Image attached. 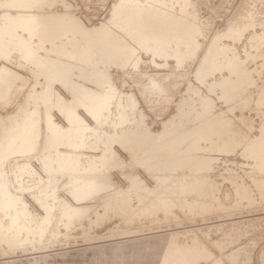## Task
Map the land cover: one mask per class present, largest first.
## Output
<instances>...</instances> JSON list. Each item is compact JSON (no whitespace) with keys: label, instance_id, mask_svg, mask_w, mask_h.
Masks as SVG:
<instances>
[{"label":"rangeland","instance_id":"1","mask_svg":"<svg viewBox=\"0 0 264 264\" xmlns=\"http://www.w3.org/2000/svg\"><path fill=\"white\" fill-rule=\"evenodd\" d=\"M14 1V2H13ZM18 0H11L10 2H9V0H0V17L1 16H3V13H4V16L2 17V18H0V20H1V22H0V33H1V28H2V30H3V28L5 29L7 26H9V25H12V27H15V28H17V29H23L24 31H25V37L28 35L29 36V32L27 31L28 30V28L26 27V26H23L22 25V27L20 26V25H18V24H20V23H22L21 21H23V19H22V16H18L17 14H19L20 15V13L21 14H24V13H53V12H56V13H60V14H62V15H64L65 13V15H64V19L66 20V19H68L69 17H71L72 19H71V21H69L70 19H68V20H66V22H68L67 23V25H65L66 26V28L68 27L69 29H72L73 27V31H76L77 33L76 34H81V33H85L87 30V33H89V34H93V33H99V34H105V33H107L108 35H109V32H110V42H112V43H110L109 41L107 42L111 47H109V45L107 44L106 45V48L104 47V50L105 51H108V53L106 52V54H104L103 56L101 55H99V57H98V60H97V58H95L96 60L94 61V60H88V62H86L85 60H83V58L84 59H87V58H89L90 57V54L87 52V51H85V53L83 52V55L85 56V57H83L82 55H80V54H77V53H75V52H72L73 53V55L71 54H69L68 56L69 57H67L68 58V60L70 61V62H74V64L77 66V68H75L76 70H75V74L77 75V76H75L74 78H73V82H75L76 83V81H77V85H85V87H87L89 90L92 88V90H98V92H99V94L100 95H97V98H94V97H89L88 96V98H82L81 99V97L79 98V96L77 97V99H81V100H87L88 99V104H87V101H84V103H82L81 102V100H80V102H81V106H79L80 108H78V110H79V112L83 115V117H85V119H86V125H90V128H85L84 126H86L85 124H83V126L82 125H80V126H82V127H80V129L78 128L77 129V131L74 133V135L77 137H75V136H73V139L72 140H74V141H72V140H70V137H69V135H70V125L68 124L69 122H66L65 121V119H63L64 118V116L62 117V115L63 114H61L62 113V109H61V107L59 106V105H54V108H53V112H54V119H55V121L56 122H58L60 125H62V127H63V129H62V134H65V135H63L64 137H63V139H62V145H60L59 146V144H57V145H55L56 146V149H55V146H50V147H45V145H43V144H45V143H43V141H44V138H45V129L43 128V129H41L42 131V136H41V139H39V141H38V143L36 144V147H34V148H36V152L34 153V151H35V149L31 152V150H32V148L30 149V148H28V146L27 145H19V146H17L15 149L16 150H18L19 148H21V147H23V148H21V149H19L22 153H25V154H27V156L26 155H24L25 156V158H24V156L22 155V153L18 150L17 151V153H15V156L13 155L14 153H12L13 152V147L11 146V143H13V142H16V141H18V138H19V140L21 139V130H18V129H15V130H17V132L16 131H14L15 132V134L12 132V134L10 135V137L8 138V139H4V140H2L1 142H0V155L2 156V153H3V158L5 159H3L1 156H0V159L2 158V160H3V163L1 164L0 163V177H1V179H2V182H4L3 180L6 178V180H5V182H7L8 180V182L6 183V184H9L8 185V188H9V192L10 193H13V195L16 197V199L17 198H19V197H21V199L19 198V199H17V200H19L18 202L20 203L19 205L20 206H24V207H27L28 208V210H29V212H30V214H33V215H37V217L38 218H41V219H43V217H45L46 215L45 214H47L46 212H45V209L47 208V207H49V206H55V204H56V206H55V208L51 211V214L54 216V221H53V219H52V221H51V223L49 224V226H48V231H46L43 235L44 236H42V235H39V233H37V232H35L34 234L33 233H31V235H30V232H25V233H23V234H21L19 231H17V229H15V230H13V229H9V226H8V228L7 227H5L6 228V230L9 232H7L6 234H7V237L6 236H4L5 234V229L3 230V226H5V224H4V222H8L9 221V219L7 218V215H8V213L6 214L5 212H4V208L3 207H0V211H2V212H0V215L2 216H0V219L1 220H4V222H3V224L4 225H2V228H0V235H1V233H2V237L0 236V264H9L10 262V264H29V263H27V262H30V264H34V262H35V264L37 263H39V264H44L45 262H47V263H45V264H72V262L73 263H76L77 262V264H86L87 262H89V264H91V263H93V264H97L98 262H100L101 260H99L98 262H90V260H91V257H93V249H90L89 247H91V248H93V246L96 244L97 246L99 245V246H101V244H112L113 242L115 243V242H126V241H132V240H134V239H138L140 236V238L139 239H142V240H145V238L146 237H149V239L148 238H146V239H148V240H150V238L151 237H153L154 236V234H155V236H161V237H165V239H167V241L168 240H177L178 242H175V243H177L178 245L179 244H181V243H183V242H186V244H181V245H177L176 246V248H175V252L173 251V253H174V255H176V256H174L173 255V253H172V255H170L169 257H166V263H165V261H164V259H162L163 260V262H162V260L159 262H157V264L158 263H161V264H170V263H173V264H181V263H186V264H264V169H261V167H263L264 168V161H263V158H264V155H263V151H264V149H261L262 147L264 148V134H263V132H264V126H262V125H264V123H263V121H264V0H182L181 1V3H180V0H179V4L177 3L178 1H176V3L177 4H175L174 2H175V0H173V1H169V0H149L148 2H147V0L145 1V0H140V2H138L139 0H134V1H136V5H135V2L133 1V0H128V1H126V0H29V1H27V0H23L24 1V3L22 2V0H19L18 2H17ZM25 1L27 2V3H25ZM57 1V2H56ZM65 1V2H64ZM121 1H122V4H124V5H122V8H121ZM129 1H131V2H129ZM143 1H144V3H143ZM151 1V2H150ZM152 1L154 2L153 4H155L156 5V8H157V10H158V6H159V10H158V14L154 17L155 19H156V22H157V18L159 19L158 21V23L157 24H159L158 25V31H153V33H154V35H153V33L152 34H150L151 32H152V30L150 31V29L148 30V28H147V22L144 20L145 18H144V15H143V12H144V8L143 7H145L146 5H148L149 3H152ZM156 1V2H155ZM158 1V2H157ZM165 1L168 3V5H166V3H165ZM169 1V2H168ZM186 2V7L187 8H184V5H183V7H181L182 6V2ZM187 1H189V3H192V4H190V5H188V2ZM252 1H254V2H252ZM7 2V3H6ZM12 2V3H11ZM16 2V3H15ZM37 2V3H36ZM147 2V3H146ZM162 2V3H161ZM165 4H164V3ZM9 3V4H8ZM14 3V4H13ZM22 3V4H21ZM116 3V4H115ZM117 3H120V4H117ZM128 3H129V5L131 4L133 7H135V6H137V4H138V8L136 9V8H131V5H130V10H131V13H134L133 15H132V18H134L133 20H134V22L136 23V21H137V23H138V21H139V23L137 24V25H140V26H142V27H140V28H137V29H135V30H139L138 32H134V30H130V28H129V30H128V22L129 21H127L128 19H125V18H123L124 16L122 15V17H119V16H121V14H122V11H121V9L123 10V7L127 10V9H129V7L127 8V6H129L128 5ZM141 5H140V4ZM143 3V4H142ZM156 3H158V4H156ZM252 3V4H251ZM17 4V5H16ZM19 4H21V5H19ZM32 4V5H31ZM134 4V5H133ZM164 4V5H163ZM197 4V5H196ZM243 4V5H242ZM244 4H246V5H244ZM5 5V6H4ZM8 5V6H7ZM11 5H15L14 7L13 6H11ZM20 7H19V6ZM118 5V6H117ZM142 5H143V7H142ZM145 5V6H144ZM162 5V6H161ZM167 7H166V6ZM172 5V6H171ZM174 5H176V6H174ZM253 5V6H252ZM10 6V7H9ZM112 6H114V7H112ZM169 6V7H168ZM191 6H193V7H191ZM247 6V7H246ZM140 7V8H139ZM161 7V8H160ZM163 7V8H162ZM171 7H173V8H171ZM244 7V8H243ZM6 8H8L7 9V11H6ZM26 8V10H22V9H25ZM114 8H117V9H115L114 10ZM143 10H142V9ZM169 9L168 11H164V10H162V9ZM175 8V9H174ZM184 8V10H181V9H183ZM191 8H193V9H191ZM196 8V9H195ZM11 9V10H10ZM138 9H141V10H139V11H141V12H138ZM250 9V10H249ZM21 10V11H20ZM66 10V11H65ZM112 10V12H110ZM118 10H119V12H120V14H118L119 12H118ZM129 10V11H130ZM173 10H175V11H173ZM177 10H179V11H177ZM8 11H9V13H8ZM24 11V12H23ZM27 11V12H26ZM30 11V12H29ZM117 12V14H116V12ZM172 11V12H171ZM189 11H190V13H189ZM248 11H249V13H248ZM18 12V13H17ZM23 12V13H22ZM113 12H115V14L113 13ZM138 14H137V13ZM160 12V13H159ZM162 12V13H161ZM164 12L166 13V12H171L170 14L169 13H166L165 15H164ZM175 12H177V13H175ZM180 13V15H179V13ZM183 12H184V14H186V15H188L189 17V20L187 19V16L186 15H184L183 14ZM192 12H193V14L194 15H192ZM197 12V13H196ZM1 13H2V15H1ZM6 13H8L7 15H5ZM16 13V14H15ZM67 13H69V14H67ZM141 13H142V15H141ZM241 13H243V14H241ZM13 14V16H11ZM160 14V15H159ZM176 14H178V16H176ZM190 14V15H189ZM238 14V15H237ZM252 14V15H251ZM9 15H10V17H9ZM17 15V16H16ZM67 15V16H66ZM70 15V16H69ZM115 15H116V17H115ZM119 15V16H118ZM135 15H137V16H135ZM164 15V16H163ZM173 17H172V16ZM182 15H183V17H182ZM249 15V16H248ZM251 15V16H250ZM6 16L7 17H9V19L7 20V18H6ZM15 16V17H14ZM75 17V18H73V17ZM110 16H112L111 18H110ZM134 16V17H133ZM142 16V17H141ZM159 16V17H158ZM162 16V17H161ZM165 16H167V17H165ZM169 16H171V17H169ZM174 16H176V17H174ZM179 16H181L180 18H179ZM192 16V17H191ZM5 17V18H4ZM13 17V18H12ZM68 17V18H67ZM109 17V18H108ZM115 17V18H114ZM136 17H139V19L137 18L136 19ZM170 19H169V18ZM184 17H186V18H184ZM191 17V18H190ZM195 17V18H194ZM198 17V18H197ZM240 17V18H239ZM252 17V18H251ZM112 18L114 19V20H112ZM117 18V20H115ZM119 18H122V19H124V20H119ZM140 18H141V20H140ZM161 18V19H160ZM162 18H164V19H162ZM173 18V19H172ZM179 18V20L177 21V19ZM183 20H182V19ZM193 18V19H192ZM198 19V21H197V19ZM200 18V19H199ZM75 19H77L76 21H74ZM110 21H109V20ZM165 19H166V21L169 23V20H170V23L168 24L166 21H165ZM169 19V20H168ZM172 19V20H171ZM181 19V20H180ZM107 20V21H106ZM174 20V21H173ZM184 20H186V21H184ZM188 20V21H187ZM2 21H3V23H2ZM5 21V22H4ZM7 21V22H6ZM9 21V22H8ZM17 21V22H16ZM79 21V22H78ZM80 21H81V23H80ZM101 21V22H100ZM112 21H113V23H112ZM116 21V22H115ZM125 21H126V24H125ZM140 21H141V23H140ZM160 21L162 22V23H160ZM176 21V23H174ZM180 21V22H179ZM194 21V22H193ZM74 24H73V23ZM76 22V23H75ZM78 22V23H77ZM100 22V23H99ZM115 22V23H114ZM142 22H143V24H142ZM192 22V23H191ZM195 22H196V24H195ZM16 23V24H15ZM70 23V24H69ZM109 23H110V25H109ZM119 23L121 24V26H118L119 25ZM172 23H174L173 25H174V28H173V25H172ZM178 23V24H177ZM184 23H186V24H184ZM187 23L189 24L190 23V25H192L193 27H195V26H197V27H195V28H192V26H190V25H188L187 26V28H186V25H187ZM198 23H200V24H198ZM3 24V25H2ZM9 24V25H8ZM64 24H66L65 22H64ZM72 24V25H71ZM75 24H78V25H75ZM83 25L81 28L79 27V25ZM93 24V25H92ZM100 24V25H99ZM112 24H115L114 25V27L116 28V25H117V27H118V29H115L113 26H112ZM144 24H146L145 25V27L143 26ZM163 26H162V25ZM175 24H177V25H175ZM180 24H182V25H184L183 27H180ZM200 25V26H198V25ZM74 25V26H73ZM84 25H85V27H84ZM96 25V27H94ZM103 25V26H102ZM124 25H127V26H124ZM167 26V27H164V26ZM181 25V26H182ZM202 25V26H201ZM229 25H231V28H230V26ZM247 25H248V27H247ZM5 26V27H4ZM20 26V27H19ZM70 26H72L71 28H70ZM88 26V27H87ZM91 26H93V27H91ZM98 26H100V27H98ZM108 26H109V29H107L108 28ZM122 26L123 27H126L125 29L126 30H123V28H122ZM159 26L161 27V28H159ZM170 28H169V27ZM172 26V27H171ZM189 26H190V28H189ZM243 28H242V27ZM245 26V27H244ZM75 27H76V29H78V30H76L75 29ZM146 28L145 29V31H143L142 29H144V28ZM177 27H180L179 29L177 28ZM200 27V28H199ZM237 27H238V29L240 28V30H238L237 29ZM11 28V27H10ZM86 28V29H85ZM90 28V29H89ZM94 28V29H93ZM95 28H99L98 30L97 29H95ZM103 28H105V30L103 29ZM142 28V29H141ZM164 28V29H163ZM177 28V29H176ZM186 29L187 31H190V33L188 32V34H184V33H187V31L186 30H183V29ZM188 28H189V30H188ZM203 28V29H202ZM229 28L232 30H229ZM25 29H27V30H25ZM81 29H82V32H81ZM121 29H122V31H121ZM140 29L142 30V32L140 31ZM160 29H161V31H160ZM163 29V30H162ZM168 29H169V31H178L179 32V30H181L182 32H183V34H182V36L184 35V37H186V38H184V37H182V36H180L181 35V31L179 32V33H177V32H175V34H174V39H172L173 38V33H174V31H173V33L172 32H170V33H166V32H169L168 31ZM172 29V30H171ZM196 30V31H194V30ZM200 30L199 31V33H198V30ZM237 29V30H236ZM95 32H94V31ZM99 31V32H97V31ZM100 30H102V31H100ZM107 30V31H106ZM110 30V31H109ZM114 30V31H113ZM116 30V31H115ZM165 30V31H164ZM193 30V31H192ZM80 31V32H79ZM90 31H92V32H90ZM123 31H125V32H123ZM127 31H128V33H129V35H128V33H127ZM238 31V32H237ZM241 31V32H240ZM101 32H103V33H101ZM105 32V33H104ZM140 32L141 33H144V34H142L143 35V37L141 38V37H139V36H142V35H139L140 34ZM147 32H148V35H147ZM156 32H159V33H156ZM162 34H164V33H166L165 35H164V37H165V39L168 37V36H170L171 37V34H172V38H170V37H168L169 38V40H164V38H163V35L161 36V33ZM192 32H193V35H192ZM197 34L198 33V35H196L195 33ZM224 32V33H223ZM234 32V33H233ZM237 32V33H236ZM124 33L126 34V35H124ZM130 33H131V36H130ZM136 33V34H135ZM139 33V34H138ZM156 33V34H155ZM177 33V34H176ZM236 33V34H235ZM2 34V33H1ZM1 34H0V36H1ZM114 34H115V36H114ZM134 34L136 35V36H134ZM150 34V35H149ZM179 34V35H178ZM201 34V35H200ZM225 34V35H224ZM240 34V35H239ZM7 34H5V36H6ZM113 35V36H112ZM117 35V36H116ZM177 35V36H176ZM190 35V36H189ZM191 35H192V37L194 36V39L196 40H194V39H191L192 37H191ZM204 35H206V37L204 36ZM8 36V35H7ZM6 36V37H7ZM122 36V37H121ZM134 38H133V37ZM148 38H147V37ZM155 36H160V38L159 37H157L156 39H158V40H156L155 39ZM167 36V37H166ZM179 36V37H178ZM196 36V37H195ZM198 36V37H197ZM237 36V37H236ZM251 36V37H250ZM252 36H253V38H252ZM116 37V38H115ZM138 37V38H137ZM145 37V40H144V42H143V40L141 41L140 39H143ZM152 37V38H151ZM181 37V38H180ZM192 41V43L190 42V40L188 39V38ZM205 37V38H204ZM214 37V38H213ZM250 37V38H249ZM259 37V38H258ZM1 38V37H0ZM122 40H121V39ZM146 38H147V42L145 43V41H146ZM161 38H162V40L163 41H161ZM175 38L177 39V40H175ZM178 38H180L179 40H178ZM216 38V39H215ZM262 38V39H261ZM113 39V40H112ZM116 39H118L117 40V42H120V40L121 41H123V42H120V43H116ZM132 41H131V40ZM135 39H136V41H135ZM138 39V40H137ZM151 39V40H150ZM152 39H153V41H152ZM154 39H155V41H158L159 42V44H158V46H157V42H155V43H153L154 42ZM160 39V40H159ZM171 39H172V41H174V42H176V41H181V39H183V42L181 41V44L178 42V44H177V42H176V44L175 43H173V42H171ZM184 39H188V41H186V40H184ZM250 39V40H249ZM115 40V41H114ZM149 40V41H148ZM139 41V42H138ZM151 41H152V43H151ZM165 41H167L166 43H165ZM194 41V42H193ZM1 42V41H0ZM124 42H128V43H126V44H129V45H126ZM114 43H116V44H114ZM145 43V44H144ZM151 43V44H150ZM162 43V44H161ZM164 43V44H163ZM171 44V46H170V44ZM191 43V44H190ZM217 43V44H216ZM227 43V44H226ZM7 44V43H6ZM5 44V45H6ZM112 44V45H111ZM121 44V45H120ZM126 46H128V47H126ZM130 44H131V47H130ZM137 44H138V46H137ZM141 44H144V45H142V48H141ZM167 44V45H166ZM175 44V45H174ZM183 44V45H182ZM184 44H186V46L187 47H183L184 46ZM193 44V45H192ZM195 44H196V46H195ZM199 44V45H198ZM215 44V45H214ZM258 46H257V45ZM259 44H260V47H259ZM5 45H3L1 48L2 49H4L5 48ZM8 45V46H7ZM6 45V47H10V48H5L4 50H2L1 48H0V69H1V67L2 66H8V67H10V68H12V69H15V70H17L18 72H20V73H22L23 74V80H21L22 81V83L20 84L21 86H22V84L25 82V81H28V84H27V86H26V88H28V87H31V86H33V84H35V81H36V79L37 78H35V72H33V69L34 70H37V67H36V65L34 64V63H32V61L30 62L28 59H27V57L25 56V55H18V53L17 52H20L18 49H14V46L13 45H10L9 43ZM118 45V49H119V47H120V49L119 50H121L122 49V47H123V51L121 50L120 52H119V50L117 49V46ZM147 45H149V46H151V48H149V46H147ZM154 45V46H153ZM160 45V46H159ZM165 46V47H163V46ZM170 47H169V46ZM172 45H174L175 46V49L174 50H172L173 48H174V46H172ZM178 45V46H177ZM182 45V46H181ZM198 45V46H197ZM211 45V46H210ZM217 45V46H216ZM115 48V50H114V48ZM125 46V47H124ZM133 46V47H132ZM144 46L145 47H147L146 49L144 48ZM190 46H193L192 48L190 47ZM202 46V47H201ZM223 46V47H222ZM263 46V47H262ZM109 47V48H108ZM154 47H156V49H154ZM158 47V48H157ZM161 47V48H160ZM162 47H163V49H162ZM169 47V48H168ZM172 47V48H171ZM178 47V48H177ZM180 47V48H179ZM189 47H190V49H189ZM195 47V48H194ZM197 47H198V49H197ZM208 47V48H207ZM221 47V48H220ZM108 48V49H107ZM111 48H113V49H111ZM124 48H126L125 50H124ZM130 50H128V49ZM137 48V49H136ZM184 48V49H183ZM223 48H225V49H223ZM255 48V49H254ZM99 49V48H98ZM101 49V48H100ZM134 49V50H133ZM139 49V50H138ZM144 49V50H143ZM149 49H150V52H147V51H149ZM155 50V52H154V50ZM157 49H158V51H157ZM160 49V50H159ZM164 49H166V50H164ZM169 49V50H168ZM179 49V50H178ZM186 49H187V51H186ZM202 49V50H201ZM208 51H207V50ZM233 49V50H232ZM259 49H261V50H259ZM16 50H17V52H16ZM112 50L114 51V52H112ZM126 50H128V51H126ZM136 50V51H135ZM142 50V51H141ZM167 50H168V52H167ZM171 50V51H170ZM195 51V52H193V51ZM205 50H206V52H205ZM213 52H217L216 54L214 53H212V51ZM230 51V53L231 52H233L234 51V53H229L228 54V56H227V51ZM258 50V51H257ZM12 51V52H11ZM109 51H110V53H109ZM118 51V52H117ZM126 52V54H124L125 52ZM132 51H134V52H132ZM139 51V52H138ZM152 51V52H151ZM159 51L161 52L160 54H161V56L159 55ZM173 51V52H172ZM182 51V52H181ZM183 51H186V52H184L183 53ZM191 51V52H190ZM209 51H211V54H210V52ZM222 53H221V52ZM120 53V54H118L117 55V53ZM128 52V53H127ZM165 52H166V54H165ZM170 52H171V54H170ZM174 52H176V53H174ZM189 52V53H188ZM209 52V53H208ZM224 52V53H223ZM74 53H75V58H74ZM114 53V54H113ZM121 53L123 54V55H121ZM136 55H135V54ZM157 55H156V54ZM164 53V54H163ZM168 53V54H167ZM180 53H181V56H180ZM194 53V54H193ZM218 53L220 54V55H218ZM88 54V55H87ZM112 54V55H111ZM133 54V55H132ZM137 54L139 55L138 57H139V59H137L138 57H136L137 56ZM154 54V55H153ZM172 54H174L175 55V57L177 58H175V57H172V56H174V55H172ZM177 54H179V55H177ZM182 54H183V56H182ZM188 54H189V56H188ZM193 54V55H192ZM210 54V56L212 55V59L211 60H209V61H206V56L208 57V55ZM223 54H225V55H223ZM240 54V55H239ZM7 55V56H6ZM80 55V57H77V56H79ZM118 57H117V56ZM131 55L132 56H134V58L133 57H131ZM166 55H167V58H166ZM187 55V56H186ZM205 56V58H204V56ZM221 55L223 56V57H221ZM237 55V56H236ZM240 57H239V56ZM73 56V57H72ZM83 58H82V57ZM107 56H108V58H107ZM120 56H122V58L120 57ZM123 56H124V58H123ZM125 56L127 57V58H125ZM130 56V57H129ZM154 56H156V57H154ZM157 56H159V57H157ZM213 56H215V57H213ZM231 56V57H230ZM235 56H236V58H238V59H236L235 58ZM72 59H71V58ZM112 59H111V58ZM115 57V58H114ZM120 57V58H119ZM162 57V58H161ZM172 57V58H171ZM178 57H179V59H178ZM180 57H182V58H180ZM218 57H219V59H218ZM226 57H227V59H226ZM76 58H77V60H76ZM78 58H79V60H78ZM163 58H166L165 59V61H164V59ZM171 58V59H170ZM175 58V59H174ZM184 58V59H183ZM190 58V59H189ZM215 58H217V60L215 59ZM221 58H223V59H221ZM230 58H231V60H232V62H229V61H231L230 60ZM233 58H235L234 59V63H233ZM239 58H240V63H238L239 62ZM104 59V60H103ZM106 59V60H105ZM108 59V60H107ZM110 59L112 60V61H114L115 59H117V61L115 60L114 62H111L110 61ZM119 59H120V61H119ZM121 59L123 60L122 62H121ZM126 59H128V60H126ZM130 59H133L132 61H130ZM174 59V60H173ZM202 59H204V61H206L207 63L205 64V62L204 61H202ZM213 59H215V60H213ZM83 62H82V61ZM100 60V61H99ZM135 60V61H134ZM177 60V61H176ZM182 60V61H181ZM184 60H186V61H184ZM195 60V61H194ZM227 60V61H226ZM229 60V61H228ZM242 60V61H241ZM78 63H77V62ZM103 61V62H102ZM121 62V63H119V62ZM124 61H126V62H124ZM136 61H137V64H136ZM180 63H179V62ZM214 61L216 62V63H214ZM223 61V62H222ZM226 61V62H225ZM238 61V62H237ZM91 62V63H90ZM116 62V63H115ZM124 62V64L122 65V63ZM127 62H128V64H129V66H128V64H127ZM134 62V64H132ZM175 62H177V63H179V64H176ZM200 62H201V64H200ZM208 62H210V64L211 63H213L212 64V66L208 63ZM218 62V63H217ZM220 62V63H219ZM227 62H229V63H231V64H228ZM236 62V63H235ZM82 63H83V65H82ZM89 64L88 65V67L89 66H91L90 68H95L96 70L97 69H99L100 70V72H104L105 73V78L106 79H108L109 80V84L107 83L106 85L104 84V87H105V89H106V91L108 90V87H110L109 88V90H112V88H114L112 91L114 92V93H112L111 91H109V92H106L107 94H109L108 96H107V94L105 93V94H101L100 92L102 91V88L98 85L97 86V84L95 83H93V81H95V78H96V76H98V77H101V76H99V75H95V76H93V75H91V77L88 75H86L85 76V74L82 72L83 71V69L82 68H84V66H86L87 64ZM107 65H106V64ZM111 63V64H110ZM112 63L114 64V65H112ZM239 64V66H242L241 68L240 67H238L237 65ZM79 64H80V68H79ZM85 64V65H84ZM92 64V65H91ZM94 64V65H93ZM96 64V65H95ZM102 64V65H101ZM105 64V65H104ZM120 64H121V67H123V68H121L120 67ZM125 64L127 65L126 67H125ZM131 64V65H130ZM203 64L205 65V67H206V69L204 68V66H203ZM217 64H219L220 65V67H219V65L218 66H215V65H217ZM222 64H223V66L224 65H226V66H224L223 68H222ZM227 64L230 66V68L228 67L227 68ZM237 64V65H236ZM109 65V66H108ZM132 65H134V66H132ZM136 65V66H135ZM207 65V66H206ZM232 65H234L233 67H235V69H237V67H238V71H240V72H238V71H235L234 70V68H232L231 66ZM83 66V67H82ZM102 66V67H101ZM103 66L105 67V68H103ZM111 66H113V67H111ZM119 66V67H118ZM138 66V67H137ZM210 66V67H209ZM108 67H110V69H108ZM125 67V68H124ZM135 67V68H134ZM200 67V68H199ZM201 67L202 68H204V69H201ZM207 67H208V69H209V71H207L208 69H207ZM215 67H217V69L215 68ZM218 67H219V69H218ZM245 67V68H244ZM248 68V70H247V68ZM92 68V69H93ZM103 70H102V69ZM118 68V69H117ZM137 68V69H136ZM210 68H212V69H210ZM216 70H215V69ZM78 69V70H77ZM120 69V70H119ZM233 69V73L231 72V70ZM245 69V70H244ZM80 70V71H79ZM204 70V71H203ZM206 70V71H205ZM243 70L245 71V73L246 74H244V72H243ZM77 71H79V73L77 72ZM98 71V70H97ZM110 71V72H109ZM120 71V72H119ZM197 71H199V73H197ZM202 72V74H204L203 72H205V74L203 75V76H201L202 74H201V72ZM210 71H212V72H210ZM234 71H235V73H234ZM107 72V73H106ZM207 72V73H206ZM209 72H210V74H209ZM84 74V77L82 78V76H83V74ZM116 73V74H115ZM236 73H238L240 76H235V78H236V83L238 82H240V84H237L236 85V83L234 82V80L233 79H235L234 78V75H238V74H236ZM240 73H243V74H240ZM106 74H108V75H106ZM112 76H111V75ZM231 74H233V75H231ZM247 74H249V77H245ZM81 75V76H80ZM244 77V80L241 78L242 76ZM79 76V77H78ZM110 76H111V78H110ZM153 76V77H152ZM228 76V78H225V80L226 79H231V81H229V84H227L228 82H227V80L225 81L224 80V77H227ZM230 76H231V78H230ZM248 76V75H247ZM51 77V78H50ZM55 77V76H54ZM81 77V78H80ZM94 77V78H93ZM201 77H203V78H201ZM45 79V81H44V79ZM57 78V79H56ZM63 78V79H62ZM90 78V79H89ZM93 78V79H92ZM239 78H240V80H239ZM245 78H247V79H245ZM248 78L250 79V80H248ZM51 79H53V77H52V75L51 74H49V76H48V78H47V80H46V78L43 76H41L40 77V80H41V83H40V85H41V87H40V85H37V87H39V88H42V87H45V85H47V82L49 83V80ZM59 79V81L58 82H55V81H57ZM65 78H64V76H61V78H59V77H55L53 80H52V86H53V89L54 90H56L57 92H59V93H61L62 95H65V97L67 96V98H69L70 100L71 99H73V96L71 95V94H73V93H70L71 91H69V90H67V89H65V86L63 85V83L62 82H64L63 80H64ZM79 79V80H78ZM86 79V80H85ZM88 79V80H87ZM92 79V80H91ZM156 79V80H155ZM222 79V80H221ZM50 80V81H51ZM55 80V81H54ZM62 80V82L61 83H59L60 81ZM90 80V81H89ZM153 80V81H152ZM226 82V85H225V82ZM233 80V81H232ZM237 80H239V81H237ZM242 80L245 82L246 80H247V82H243L242 83ZM46 82V83H44V82ZM79 81V82H78ZM89 81V82H88ZM111 81V82H110ZM155 81V82H154ZM159 83H157V82ZM53 82H54V84H53ZM154 82V83H153ZM208 82V83H207ZM222 82H223V85H225V86H223L222 85ZM232 82H234V83H232ZM43 83V84H42ZM81 83H84V84H81ZM110 83H112L111 85H110ZM157 83V84H156ZM232 83V84H231ZM3 86H2V85ZM222 85V88H221V85ZM6 83L4 84V83H2V82H0V90L2 91L5 87H6ZM44 85V86H43ZM108 85V86H107ZM157 85V86H156ZM194 87H193V86ZM228 85H229V87H230V89L228 88ZM5 86V87H4ZM20 86V87H21ZM97 86V87H96ZM107 86V87H106ZM113 86V87H112ZM159 86V87H158ZM190 86V87H189ZM196 86V87H195ZM233 86H235V87H233ZM240 86V88L238 89V87ZM250 86V87H249ZM56 87V88H55ZM100 87V88H99ZM156 89H155V88ZM166 87V88H165ZM189 89H188V88ZM234 89H238L237 91L236 90H233V88ZM2 88V89H1ZM190 88H194V89H190ZM198 88V89H197ZM226 88V89H225ZM232 88V89H231ZM241 88H242V90H241ZM100 89H101V91H100ZM160 89V90H159ZM164 89V90H163ZM223 89V90H222ZM225 89V90H224ZM227 89H229V90H227ZM62 92H61V91ZM67 90V91H66ZM150 90V91H149ZM189 90H193V91H189L190 92V96H192V97H190L189 96V92L188 91ZM227 90V91H226ZM55 91V92H56ZM147 91V92H146ZM153 91H155V92H153ZM223 91V92H222ZM226 91V92H225ZM234 92V93H232V92ZM236 92V93H235ZM239 92V95L242 97V99L243 100H240V102H239V104L237 105V104H234L235 103V101H233L234 99H233V97L232 96H234L235 94H237ZM247 92V93H246ZM115 93H117L116 95H117V97L115 96ZM123 93V94H122ZM224 93H226V94H224ZM231 95H230V94ZM241 93H244V95H242ZM121 95V98H120V95ZM125 94L128 96H125ZM133 94V97L131 96ZM233 94V95H232ZM102 95H104V96H102ZM129 95H130V97H129ZM200 95H201V97H203V104H202V107H198V105L199 106H201V104L200 103H198L199 101H200ZM228 95H230V97L228 96ZM22 96V97H21ZM20 97H19V99L16 101L15 100V102L14 103H11L10 104V102L9 101H7L5 104H0V114H2V115H7V114H10V113H12L13 112V110L14 109H16V107H17V103L19 102V101H21L22 99H23V96L24 95H21ZM125 96V97H124ZM100 97V98H99ZM104 97H107V98H104ZM113 97H116V98H114V99H112ZM186 97H190V99L189 98H187V101H192V103L194 104V102H197V103H195L194 105H196V107L198 108V109H195L196 107L193 105V107H191L190 105H188V107H190V108H188L187 107V102H186V99H184V98H186ZM194 97V98H193ZM205 97V98H204ZM89 98L91 99V100H89ZM102 98V99H101ZM104 98V99H103ZM111 98V99H110ZM125 100H124V99ZM132 98V101L130 100ZM134 98V99H133ZM0 99H2V97L0 96ZM92 99H94V100H96V101H92ZM103 100L102 102H99V101H101V100ZM121 99V101L119 102V100ZM126 99H128V100H126ZM182 99L184 100V102H186V103H184V102H182ZM192 99V100H191ZM207 99V100H206ZM233 99V100H232ZM107 101L106 103H105V101ZM109 100H111L110 102H109ZM134 100H135V102H134ZM194 100V101H193ZM198 100V101H197ZM230 100H232V101H230ZM261 100V101H260ZM98 101V102H97ZM114 101H115V103H114ZM131 103H130V102ZM207 103H206V102ZM251 101V102H250ZM256 101V102H255ZM123 102L125 103V105H123ZM200 102H202V99H201V101ZM246 102H248V103H246ZM89 103H91V104H89ZM95 104V106H96V108H98L97 110H96V108H95V106H94V104ZM97 103H99L100 105H98ZM105 103V104H104ZM113 103V104H112ZM120 103V104H119ZM129 105H128V104ZM183 103H184V105H183ZM87 104V105H86ZM118 104H119V106H118ZM137 104V106H135ZM176 104H179V105H176ZM180 104H182V105H180ZM207 104V106L209 105V109H207V106L206 107H204L205 105ZM260 104V105H259ZM83 105V106H82ZM84 105H86L85 107H84ZM89 105V106H88ZM90 105H91V107H90ZM106 105V106H105ZM235 105H237V106H234ZM56 106V107H55ZM59 106V107H58ZM88 106V107H87ZM92 106L94 107V110H96V111H91L93 108H92ZM101 106V107H100ZM105 106V108H106V110H107V112H106V110H105V108H103ZM114 106H115V108L117 107V109H115L114 108ZM120 106H121V108H120ZM125 107V109L128 107V108H133L134 106V108L133 109H124V107ZM133 106V107H132ZM177 106H179V108H175V107H177ZM182 107V109L185 111V113L186 114H188L189 115V113H187L188 111H191L190 113H192L191 115H192V118H191V116L189 117L190 118V120H193L194 121V118H195V123L196 124H198V125H196L193 121H191V123H190V125L192 124V125H196V127L198 126H202V127H204V129L205 130H207V134L204 132V133H202V136H203V134H204V136H203V138H201V139H203V140H201V141H199L198 140V138H196L195 139V142H201L200 144L197 142V145H195L196 143L194 142L193 143V145L195 146V147H197V150H196V153H192L193 154V156H195V155H197V157L199 156V157H204V156H206V157H204V159L206 160V159H208L207 160V162H208V164L209 163H211V165L215 168V169H217L218 170V172H217V170H216V174H215V177L218 179V181H217V185H219V183H220V187L218 186H216L215 188L216 189H214V193H216L215 195H216V197H218L219 198V201H220V199L222 200V202L221 203H223L221 206H218V205H216V206H214V207H212V208H209L208 209V211L206 210L204 213H198V214H195V213H188V212H186V211H184V210H182L183 208L181 207V206H179V204H177V202H175L174 200H171L172 198H171V194L169 193V194H164L165 192H164V190H163V186H165V187H167V186H169V184L171 183V181H172V178H168V177H166V179H164L165 177H163L162 175H160V177H153V176H151L150 174H148L147 173V169L148 168H151V166L153 167L154 165L156 166V162H149L146 166H142V165H140L139 166V173L135 176H131V177H133V178H124V176L122 175V174H120L119 172H118V168L122 165L121 163H119L118 162V160H115V159H112V158H114L113 157V155L115 156V154H119V156L120 157H122L123 159H125V160H130V156H129V153H128V151L125 149V147H123V144L121 145L120 144V142L123 140V137L124 136H126V135H128V133H131V132H133V131H137V129H139L141 126L140 125H142V129L143 128H145L146 130H148V129H153V130H160V129H162L163 127H165V126H167V125H170V123H171V125H174V123L176 122V125L179 123V118H177L178 116H179V114H177L178 112H177V110L178 111H180L179 109H181V107ZM183 106H186V107H183ZM58 107V108H57ZM81 107H83L84 109H82ZM110 107V108H109ZM195 107V108H194ZM234 108V109H231V108ZM87 108V109H86ZM88 108H90L89 110L90 111H87L88 110ZM92 108V109H91ZM113 108V109H112ZM187 108V109H186ZM192 108H193V110H192ZM206 108V109H205ZM101 109V110H100ZM103 109V110H102ZM112 109V110H111ZM118 109H120V110H118ZM122 109H124V110H122ZM201 109V110H200ZM212 111H211V110ZM229 109H231L230 111H233V112H230L229 111ZM84 110V111H83ZM86 110V111H85ZM109 110V111H108ZM117 110V111H116ZM129 110V111H128ZM131 110V111H130ZM134 110V111H133ZM176 110V111H175ZM187 110V111H186ZM198 110H200L201 111V113L203 112V113H205V114H207V118H206V116H205V114L203 115V114H201L200 113V111H198ZM209 110H210V112H209ZM101 111V112H100ZM104 111V112H103ZM137 111H138V113H137ZM195 111H197L198 113H200V114H197ZM218 111V112H217ZM225 113H223V112ZM86 112H88V113H86ZM99 113V117H98V113ZM114 112V113H113ZM125 112V113H124ZM132 114H131V113ZM209 112V113H208ZM211 112L213 113V114H211ZM221 112L223 113V115H221ZM93 115H91V114ZM104 113V114H103ZM123 115H122V114ZM130 113V114H129ZM176 113V114H175ZM194 113H196L198 116H199V118L197 117V115L196 114H194ZM215 113H216V116H215ZM218 113H220L219 114V118H217V115H218ZM56 114V115H55ZM89 114V115H88ZM107 114V115H106ZM108 114H109V117H108ZM113 114H114V116H113ZM116 114V115H115ZM120 116H119V115ZM129 114V115H128ZM213 115V119H212V116H209L210 118H211V120H212V122H210V118L208 117V115ZM128 115V116H127ZM201 115H203V116H201ZM221 115V116H220ZM226 115H227V117L228 118H230V119H233L234 121H235V123H236V128L235 129H237L238 130V128H240V126H241V129H239L238 131H240L239 133L240 134H242V135H240L239 134V137H233L231 134H232V132H231V130H230V128H227L226 127V130L225 129H223V127L222 126H215V124L216 123H214V121L216 122V120L218 119V120H220L221 118H225L226 117ZM240 115H241V117H240ZM243 115V116H242ZM91 116V117H90ZM102 116V117H101ZM106 116V117H105ZM113 118H112V117ZM116 116H118V117H116ZM137 116H138V118H137ZM176 116V117H175ZM194 116V117H193ZM235 116V117H234ZM93 117V118H92ZM95 117V118H94ZM104 117V118H103ZM120 117V118H119ZM126 117H128L127 119H126ZM133 117V118H132ZM198 119H197V118ZM216 117V118H215ZM239 117V119H237ZM246 117V118H245ZM101 118V119H100ZM105 118H106V120H105ZM108 118V119H107ZM109 118H111L110 120H109ZM115 118V119H114ZM119 118V119H118ZM136 118V119H135ZM140 118V119H139ZM201 118V119H200ZM203 118V119H202ZM206 118V119H205ZM208 118H209V120H208ZM240 118H244L243 120L244 121H246L247 123H245V122H243V120H240ZM95 119H97L95 122L93 121V120H95ZM121 119H123V120H121ZM129 119V120H128ZM135 119V120H134ZM173 119H175V120H173ZM199 119L201 120V123H200V121H199ZM119 120H121V122L119 121ZM131 120H132V123H131ZM138 120V121H137ZM202 120H204V124L206 123V125H202ZM214 120V121H213ZM217 120V121H218ZM99 121V122H98ZM104 121V122H103ZM123 121H124V123H123ZM126 121H128L127 123H126ZM135 121V122H134ZM167 121V122H166ZM169 121V122H168ZM175 121V122H174ZM178 121V122H177ZM196 121H198V122H196ZM207 121V122H206ZM209 121V122H208ZM101 122V125L99 124ZM109 122V123H108ZM116 122V123H115ZM120 122V123H119ZM138 122H140L139 124H138ZM193 122V123H192ZM97 123H98V125H97ZM104 123V124H103ZM118 123V124H117ZM143 123V124H142ZM165 123V124H164ZM199 123H200V125H199ZM208 123V124H207ZM114 124H117V125H115L114 126ZM135 124H137V125H139V126H137V128H136V125ZM125 127H124V126ZM128 125V127H126ZM146 125V126H145ZM164 125V126H163ZM176 125H174V126H176ZM191 125V126H192ZM209 125V126H208ZM212 125V127H210ZM238 125H239V127H238ZM102 126V127H101ZM105 126H108V127H105ZM144 126V127H143ZM206 126H208V127H206ZM67 127V128H66ZM102 129H101V128ZM110 127V128H109ZM111 127H112V129H111ZM132 127H133V130H132ZM135 127V128H134ZM146 127H148V128H146ZM197 127V128H198ZM200 127L198 128V129H200ZM210 127V128H209ZM214 127H216L215 128V131H214ZM219 127V128H218ZM222 127V129H220ZM83 128V129H82ZM84 128H85V130L86 129H90V130H84ZM93 128V129H92ZM105 128V129H104ZM109 128V129H108ZM114 128V129H113ZM118 128H120V129H118ZM213 129V130H211L210 131V129ZM64 129H66V130H64ZM111 129V130H110ZM123 129V130H122ZM128 129H130V130H128ZM135 129V130H134ZM142 129H139L138 131H139V133H142L145 129H143V131H141ZM230 130V131H228V130ZM243 129H245L244 131L246 132H243V131H241V130H243ZM248 129V130H247ZM81 130V131H80ZM107 130H108V132H107ZM128 130V131H127ZM145 130V131H146ZM216 130H218L219 132L220 131H223V133L225 132V131H227V132H225L224 134H226L225 136L223 135V133L221 132V133H217V131ZM82 131H83V133H82ZM91 133H90V132ZM96 131V132H95ZM104 131V132H103ZM122 131H125V132H122ZM127 131V132H126ZM130 131V132H129ZM137 131V132H138ZM250 131V132H249ZM80 132V133H79ZM89 132V133H88ZM113 132H115V133H112ZM121 132V133H120ZM209 132V133H208ZM212 132H216V133H212ZM231 132V133H230ZM241 132H243V133H241ZM17 133V134H16ZM77 133V134H76ZM88 133V134H87ZM94 133H97V134H94ZM105 133V134H104ZM106 133H108V134H106ZM119 133V134H118ZM124 133H126V134H124ZM210 133H212L211 135H210ZM20 134V135H19ZM93 134V135H92ZM100 134H102V135H100ZM109 134H111V135H109ZM115 134V135H114ZM124 135L123 137L121 136V135ZM214 134H217V135H215L214 136ZM16 136V139H15V136ZM18 135H19V137H18ZM44 135V136H43ZM50 135H52V134H50ZM80 135V136H79ZM85 135V136H84ZM88 135V136H87ZM94 135H95V137H94ZM110 137H109V136ZM113 135V136H112ZM117 135H119V136H117ZM213 135V136H212ZM230 135V136H229ZM244 135H245V139L243 138L244 137ZM11 136H13V137H11ZM90 136L92 137V138H90ZM102 137V139L100 138V137ZM202 136H198V137H202ZM212 136V137H211ZM223 136V137H222ZM227 136L228 137H232V138H227ZM67 137V138H66ZM97 137H99V138H97ZM107 137V138H106ZM109 137V138H108ZM112 137V138H111ZM120 137H121V139H120ZM209 137H211L212 138V140L209 138ZM222 137V138H221ZM244 139H242V138ZM255 137V138H254ZM262 137H263V140H262ZM14 139L13 140V142L12 141H10V139ZM75 138L77 139L76 141H75ZM79 138V139H78ZM84 138V139H83ZM106 138V139H105ZM206 140H205V139ZM214 138V139H213ZM234 138V139H233ZM237 140H239V141H237L236 142V139ZM65 139V140H64ZM98 139V140H97ZM111 139V140H110ZM112 139H114V140H112ZM117 139H119V141H116ZM130 139V138H129ZM129 139H128V142H130L129 141ZM200 139V138H199ZM207 139H209V141H207ZM228 139V140H227ZM253 139H256L257 141H259V143L258 142H256V140L255 141H253ZM5 140H6V143H7V145H6V143H5ZM7 140H8V142H7ZM40 140H41V142H40ZM68 140H70L71 141V144H70V141H68ZM84 140V141H83ZM90 140V141H89ZM97 140V141H96ZM104 140V141H103ZM222 140V141H221ZM225 140V142L226 141H228V142H226V143H224L223 141ZM234 142V143H231L232 141ZM4 141V142H3ZM80 141H82V142H80V144H79V142ZM99 141V142H98ZM112 141H114V142H112ZM126 141H127V138H126ZM219 143H218V142ZM231 141V142H230ZM242 141H244V142H242ZM248 141V142H247ZM254 143H253V142ZM10 142V143H9ZM21 142V141H20ZM63 142H66L67 143V145H66V143H63ZM74 142H76V144L74 143ZM92 142V143H91ZM96 142H98V143H96ZM107 142H109V144L107 143ZM111 142V143H110ZM116 142V143H115ZM119 142V144H117ZM223 142V143H222ZM230 142V143H229ZM241 142H242V145H240L241 144ZM250 142H252V143H250ZM255 142L257 143V145L255 144ZM261 142V143H260ZM1 143H3V144H1ZM73 143V144H72ZM83 143V144H82ZM85 143V144H84ZM89 143V144H88ZM96 143V144H95ZM102 143V144H101ZM235 143H237V145L238 146H234L235 145ZM6 145V147H5V145ZM39 144V145H38ZM69 144H70V146H69ZM77 144L79 145V146H77ZM99 145V147L101 148H99V150L98 149H96L95 150V148H98V145ZM103 144H105V146L103 147ZM106 144H108V145H106ZM113 144V145H112ZM133 143H131V145H132ZM208 144V145H207ZM229 144V145H228ZM234 144V145H233ZM252 144V146L255 144V146H253L254 147V149H256V150H254L253 148V151H251L252 149H251V147L252 146H250ZM258 144H260V145H258ZM263 144V145H262ZM8 145H10V146H8ZM73 145H76V146H73ZM87 145V146H86ZM89 145V146H88ZM97 145V146H96ZM101 145V146H100ZM111 145H112V147H111ZM119 145V146H118ZM210 145V146H209ZM223 145H225V146H223ZM227 145V146H226ZM4 146V147H3ZM39 146H40V148H39ZM46 148V149H44V147ZM58 146V147H57ZM64 146V147H63ZM67 146V147H66ZM84 146V147H83ZM93 146V147H92ZM96 146V147H95ZM201 146V147H200ZM207 148H206V147ZM221 146V147H220ZM228 146H229V148H228ZM232 146H234V148H232ZM258 146H260V148L258 147ZM262 146V147H261ZM2 147H3V149H2ZM10 147H12V149L10 148ZM26 147V148H25ZM52 147H53V149H52ZM69 147H71V148H69ZM74 147V148H73ZM79 147H82V148H79ZM90 147V148H89ZM205 147V149H203V148ZM216 147V148H215ZM231 147V148H230ZM250 147V148H249ZM4 148H9V150L7 151V150H5ZM27 148H28V152L27 151H25V149L27 150ZM73 148V149H72ZM85 150H84V149ZM88 150H87V149ZM104 148V149H103ZM110 148V149H109ZM199 148V149H198ZM259 150H258V149ZM12 151H11V150ZM14 149V150H15ZM23 149V150H22ZM49 150L48 152L46 151H44V150ZM74 149H78L77 151L75 150V152H74ZM91 149V150H90ZM94 149V150H93ZM106 149H108V151H111V153H112V158L110 157L111 156V153L110 152H108L107 153V150ZM207 149H209L208 151H209V153H208V151H207ZM4 150V151H3ZM16 150H15V152H16ZM30 150V151H29ZM53 150V151H52ZM59 150V152H56L55 153V151H58ZM71 150H72V152L73 153H75V154H73V153H71ZM102 150V151H101ZM104 150V151H103ZM105 150H106V152H105ZM119 150V151H118ZM200 150V152H198ZM203 150V151H202ZM219 150V151H218ZM258 150V151H257ZM262 150V151H261ZM50 151H52V153L50 152ZM65 151H66V155L68 156V159H66L67 158V156L66 155H64L65 154ZM70 151V152H69ZM115 151V152H114ZM120 151H121V153H120ZM206 151V152H205ZM226 151V152H225ZM257 151V152H256ZM261 151V153H259ZM8 152H10V153H12L11 155H8ZM19 152V153H18ZM62 152V154L65 156V158L64 157H59V156H63L62 154L60 155V153ZM82 152V153H81ZM101 152H102V154H101ZM103 152H105V153H103ZM117 152H119V153H117ZM141 152V151H140ZM253 152H256V153H253ZM7 153V154H6ZM28 153H30V154H28ZM33 153H34V155H33ZM48 153V154H47ZM55 153V154H54ZM58 153V154H57ZM80 154V155H78V154ZM97 153V154H96ZM198 153V154H197ZM202 153V154H201ZM5 154V155H4ZM17 154V155H16ZM41 154H43V155H41ZM50 154V155H49ZM83 154V155H82ZM85 154H86V159L84 158L85 157ZM101 154V155H100ZM106 154H107V156H106ZM200 154V155H199ZM256 154V155H255ZM57 155V156H56ZM73 155H75V156H73ZM95 155H97V156H95ZM103 155V156H102ZM258 155V156H257ZM261 155H263L262 157H261ZM6 156H9V158L8 157H6ZM34 156V157H33ZM40 156V157H39ZM44 157V158H42V157ZM78 157V159H76L77 157ZM84 156V157H83ZM88 156V157H87ZM256 156V157H255ZM260 156V157H259ZM22 159V160H20V158ZM36 157V158H35ZM47 157H49V158H47ZM54 157V158H53ZM71 157V158H70ZM72 157H75V158H72ZM82 157V158H81ZM93 157H95V158H93ZM106 157V158H105ZM109 159H108V158ZM181 157H183V156H181ZM211 157V158H210ZM24 158V159H23ZM29 158V159H28ZM51 158V159H50ZM59 158V159H58ZM91 158V159H90ZM92 158H93V160H92ZM97 158V159H96ZM260 159V158H262V161H261V159H260V161L258 160V159ZM9 159H10V161H9ZM12 159V160H11ZM15 159V161H13ZM17 159H19V160H17ZM42 159V160H41ZM46 159H49V160H47V161H49L50 163H51V165H52V163H53V167L46 161ZM53 159L56 161L57 160V162H60V160H61V162L63 163V168L61 169L62 171H63V169L65 170V172L63 171H60V169L59 168H61L62 167V163L60 162V163H58V164H60V166L59 165H57V162L55 163L54 161H53ZM64 159H65V161H64ZM70 159H71V161H70ZM80 159H82V160H80ZM107 159V160H106ZM110 159H112V160H110ZM138 159V161H141L142 162V158H140V157H136L135 158V160H137ZM211 159V160H210ZM1 160V161H2ZM8 160V161H7ZM17 160V161H16ZM25 160V161H24ZM28 160V161H27ZM43 160H45L44 162H42V164H40L41 163V161H43ZM85 160H87V161H85ZM96 160V161H95ZM209 160L211 161V162H209ZM216 160V161H215ZM72 161H76L77 163H76V165H75V163H74V165L76 166V168L75 169H77V171L76 170H74V166H73V163L71 164V162ZM80 161V162H79ZM98 161H101V163L100 162H98ZM103 161V162H102ZM106 161V162H105ZM109 161H111V163L110 164H108L109 163ZM113 161V162H112ZM5 162V163H4ZM13 162H15V164L17 163L18 165H17V167H18V169H16V168H14V169H16L15 170V173H14V169H13ZM24 162H25V164H24ZM47 162V163H46ZM82 162V163H81ZM84 162H86V163H84ZM90 162H92V163H90ZM108 162V163H107ZM260 164H259V163ZM263 162V163H262ZM21 163L23 164L22 166H23V169H24V165H26V167H25V169L23 170L21 167ZM29 163V164H28ZM43 163H44V165H43ZM64 163L66 164V165H69V166H65L64 165ZM70 163V164H69ZM99 163V164H98ZM103 163V164H102ZM108 164V166H107V164ZM156 163V164H155ZM257 163H258V165H257ZM261 163H262V165H261ZM4 164V165H3ZM8 164V165H7ZM42 165V166H44L43 168H41L42 166H40V165ZM77 164H79L78 166H77ZM82 164V165H81ZM84 164H86V165H84ZM89 164V166L87 167V165ZM96 165V166H92V165ZM2 165V166H1ZM35 165V166H34ZM47 165H49V166H47ZM55 165H56V167H58V170L55 168ZM84 165V166H83ZM102 165V166H101ZM20 166V167H19ZM37 166V167H36ZM47 166V167H46ZM71 166H73V167H71ZM81 166V167H80ZM86 166V167H85ZM104 166V167H103ZM148 166H150V167H148ZM261 166V167H260ZM9 167V168H8ZM28 167V168H27ZM47 169H46V168ZM66 167H71V169H72V171H71V169H70V171H68L69 169H66ZM79 169H78V168ZM98 167H99V169H101V170H99L98 169ZM144 167H145V169H144ZM2 168V169H1ZM30 168H32L31 170H30ZM86 168H90V169H93L96 173H94L93 175H94V181H93V183L90 181L89 182V180H87V182L90 184V185H93L94 183V185L96 186L97 184L96 183H98V181H100V180H102L104 177H105V179L108 177H110V175L108 176H105V175H103V174H105L106 172L108 173V172H111V174H112V177H113V179L116 181V182H118V186L120 187H128L129 188V193H127L126 194V197H128L129 198V196H130V198L128 199V200H130L129 202H131V204H132V207L133 206H136V207H133L134 208V212H132V214L130 215L131 217H135V215H136V210H137V213L139 212V210L141 211V214L138 216V218H134V219H136V220H133V222L131 221L130 223H127V222H125L123 219H122V217H121V215L119 214V213H115L113 210H112V208L110 209V208H106L105 206H106V204L108 203V201L110 200V198L109 199H106L105 200V203L104 202H102L101 203V205H100V203L98 202V200H97V197L99 196H102L103 194H106V193H108L109 194V192H102V183L101 182H103V181H101L99 184L101 185H97V186H100L99 188L96 186H94V187H91V186H89V184L87 185L86 184V175L85 174H83L82 175V173H81V171L83 170V169H86ZM95 168V169H94ZM9 169V170H8ZM11 169H13V170H11ZM29 169V170H28ZM55 169V170H54ZM18 170V171H17ZM19 170H21V171H19ZM44 170V171H43ZM45 170H46V172H45ZM74 170V171H73ZM104 170V171H103ZM258 170V171H257ZM28 171V173L29 174H27V173H25V172H27ZM31 171H32V174H35V175H33L32 176V174H31ZM43 173H42V172ZM56 171V172H55ZM60 173V172H62L63 174L64 173H66L67 174V172H68V174L69 173H71V172H75V173H80V174H74V173H72V174H64V175H62V173H61V175L59 176V175H57L56 173H58V172ZM5 173V174H3V173ZM18 172L20 173V174H22V176L20 175V174H18ZM34 172V173H33ZM37 172V173H36ZM47 172H48V174L50 173V172H53V174L52 175H56V177L55 176H52L51 175V173L49 174L50 175V177H49V175L47 174ZM83 172V171H82ZM103 172H105V173H103ZM220 172V173H219ZM224 172V173H223ZM229 172H232V173H236L237 175H240V176H237V180H232V179H230L229 178V176H228V173ZM255 172V173H254ZM1 173H2V176H4V177H2L1 176ZM7 173H10V174H8L9 176H10V178H9V176L7 175ZM46 173V174H45ZM58 173V174H59ZM101 173H103V174H101ZM223 175H222V174ZM252 173V174H251ZM256 173H259V174H256ZM262 173V174H261ZM16 174V175H15ZM26 174V175H25ZM75 176H74V175ZM95 174H99V175H97L98 177L97 178H99V179H97L96 178V176H95ZM101 174V175H100ZM141 174V175H140ZM227 174V175H226ZM245 174V175H244ZM13 175V176H12ZM83 176L84 178H85V180H84V178L83 179H81V177L80 176ZM255 175H257L258 177H256ZM16 176V177H15ZM20 176V178H18ZM61 177V179H58L59 177ZM69 176H71V177H74V178H70ZM79 176V177H78ZM228 176V177H227ZM262 176V177H261ZM22 177V178H21ZM29 177H30V179H29ZM36 177H38V178H36ZM53 179H52V178ZM55 177V178H54ZM64 177V178H63ZM93 177V176H92ZM92 177H91V179H92ZM101 177V178H100ZM135 177H137L136 179H139L140 178V180L143 182V184H145V186L146 187H153V186H155V187H153V188H151V193L150 194H147V195H145V197H146V199H148V200H150L151 202H152V204H153V206H154V214L153 215H149V214H147V212H145V211H142L143 209V204H141V202H142V200H141V198H139L140 197V192H139V189L142 187V186H140L139 184L137 185L136 183H134V184H129L130 182V180H133ZM161 177H163V178H161ZM4 178V179H3ZM33 178H35L36 180H38V182L35 180V179H33ZM48 178H51V179H48ZM70 178V179H69ZM77 178H78V180H77ZM254 178V179H253ZM260 178H262V180L260 179ZM16 179V180H15ZM19 179H21L20 181H19ZM25 179V180H24ZM33 179V180H32ZM43 179V180H42ZM46 179H48V181H46ZM56 181H55V180ZM73 179V180H72ZM97 179V180H96ZM105 179H104V182L103 183H105ZM156 179V180H155ZM167 179H168V181H167ZM170 179V180H169ZM257 179V180H256ZM260 179V180H259ZM41 180V181H40ZM53 180V181H52ZM63 180V181H62ZM70 183L71 181L73 182V183H68L67 181ZM70 180V181H69ZM75 180V181H74ZM80 180H81V183H82V185L80 184ZM84 180V181H83ZM158 180H160L158 183H159V186L157 187L156 185H158L157 184V181ZM259 180V181H258ZM1 181V180H0ZM11 181V182H10ZM18 181V182H17ZM54 181L56 182V184H54ZM57 181H59V182H57ZM79 183H78V182ZM122 181V182H121ZM156 181V182H155ZM165 181V182H164ZM170 181V182H169ZM220 181V182H219ZM258 183H257V182ZM4 182V183H5ZM20 182V184H22V188H21V185L20 184H18ZM25 182V183H24ZM29 182H31V183H29ZM41 182H42V185H41ZM47 184H46V183ZM75 182V183H74ZM85 182V183H84ZM162 182V183H161ZM226 182V183H225ZM17 183V184H16ZM35 183V184H34ZM37 183V184H36ZM49 183V184H48ZM50 183L54 186V185H56L55 187H53L52 185H50ZM124 185H123V184ZM168 183V184H167ZM12 186H11V185ZM13 184H14V187H13ZM30 184V185H29ZM45 184V185H44ZM58 184L60 185V184H62L61 186H59V187H57L58 186ZM69 184V185H68ZM72 184V185H71ZM74 184H75V186H77V185H79L78 186V189H80V191L78 192V189H77V187H74ZM85 184V185H84ZM160 184H161V189L159 188L160 187ZM239 184H241L245 189L243 190V194H242V192L241 191H239L237 188H238V185ZM18 185V186H17ZM36 185H38V188H37V186ZM47 185H49L48 187H46ZM64 185H65V188L63 189V187H64ZM87 185V186H86ZM10 186V187H9ZM17 186V187H16ZM19 186H20V188H19ZM28 186V187H27ZM31 186H33V188L31 187ZM44 186V187H43ZM66 186H68V188L70 187V189H68ZM84 186V187H83ZM87 187V189H86V187ZM137 186V187H136ZM32 188V191L30 190L31 188ZM37 189H39V190H37ZM40 187L42 188V189H40ZM54 188L53 190H51L52 192H54V190H55V194L57 195H55L54 193L53 194H51L52 192L50 191V189H52V188ZM62 187V188H61ZM88 187H90V189L92 190V189H95V191L94 190H92V192H91V190L89 191V188ZM14 188H15V190H14ZM28 188H30L29 190H27ZM35 188V189H34ZM59 188V189H58ZM73 188H75L74 190H73ZM96 188H98V190L96 189ZM101 188V189H100ZM137 190H136V189ZM155 188V189H154ZM219 188V189H218ZM248 188V189H247ZM66 189L67 190H69V191H66ZM82 189V190H81ZM83 189H85L86 190V192H84L83 191ZM237 189V190H236ZM21 190V191H20ZM56 190H58V191H56ZM71 190V191H70ZM87 190L91 193V195H90V193H88L87 192ZM155 190V191H154ZM162 190V191H161ZM246 190H248V191H246ZM15 191V192H14ZM17 191H19V192H17ZM39 191V192H38ZM40 191H42V192H40ZM47 191V192H46ZM65 191V192H64ZM73 191H76V192H74V195L76 194V196H74L72 193H73ZM82 191V192H81ZM161 192V194L159 193V192ZM219 191V192H218ZM26 192V193H25ZM46 192V193H45ZM50 192V193H49ZM59 192V193H58ZM155 192V193H154ZM240 192V193H239ZM247 192V193H246ZM254 192V193H253ZM33 193H34V196H31V195H33ZM45 193V194H44ZM68 193H70V195L68 194ZM79 193H84V194H82V195H84L85 197H83V198H81L82 197V195L81 194H79ZM100 193V194H99ZM37 194H39L38 195V198L36 197L37 196ZM63 194V195H62ZM80 195V196H78V195ZM89 195V197H90V199H91V197L93 198V200L95 199V197H96V199L93 201L92 199L90 200L89 199V197H88V195ZM98 194V196H96V195ZM112 193L110 192V194L109 195H111ZM131 194V195H130ZM159 194V195H158ZM42 195H44V197L42 196ZM51 195H53V196H55V200H54V197L53 196H51ZM59 195V196H58ZM107 195V194H106ZM109 195H107V196H109ZM128 195V196H127ZM136 195H138V196H136ZM157 197H156V196ZM166 195H168L169 197H170V199H169V197H167ZM219 195V196H218ZM237 195V196H236ZM24 196L26 197V198H24ZM47 196H50V198L49 197H47ZM70 196H71V198H70ZM73 196V197H72ZM88 198H87V197ZM104 196V195H103ZM159 196V197H158ZM36 199L37 198V200H39L38 202H36L37 200H35L34 198ZM49 198V199H47V198ZM52 197H53V199H52ZM56 197H58L57 198V200H56ZM62 197V198H61ZM74 197H76V201H75V199H74ZM78 197V198H77ZM98 197V198H99ZM149 197V198H148ZM41 198V199H40ZM46 198V199H45ZM60 198H61V200H60ZM88 200H87V199ZM47 200V201H45V200ZM74 199V200H73ZM80 199H82L83 201L86 199V202L84 201H82V200H80ZM22 200V201H21ZM23 200L25 201L24 202V204H23ZM29 200V201H28ZM33 200V201H32ZM42 200H44V203H40V202H42ZM48 200H50V201H48ZM59 200V201H58ZM77 200H78V202H77ZM137 200V201H136ZM141 200V201H140ZM168 200H170V201H168ZM21 201V202H20ZM54 201V202H53ZM62 201H64V203H62ZM66 201V202H65ZM89 201H91V202H89ZM93 201V202H92ZM174 201V202H173ZM27 202H29V203H27ZM35 202V203H34ZM46 202V203H45ZM48 202V203H47ZM50 202V203H49ZM59 202V203H58ZM73 202V203H72ZM80 202V203H79ZM97 202V203H96ZM171 202V203H170ZM54 203V204H53ZM67 204V206H66V204H65V206L70 210H67V208H64V205H62V204ZM83 203V204H82ZM86 203V204H85ZM96 205V207L94 208V212H90V213H88L85 217V219H84V217L82 218V207H84V206H86V205H94V204ZM38 204V205H37ZM40 204H41V206H40ZM44 204V208H43V205ZM45 204H48L47 206L45 205ZM60 204H61V209H60ZM80 204V205H79ZM103 204V205H102ZM139 204H141L140 206H139ZM26 205V206H25ZM168 205V206H167ZM22 206V207H23ZM34 206V207H33ZM99 206V207H98ZM102 206V207H101ZM41 209H40V208ZM58 209H57V208ZM72 209H71V208ZM80 207H81V209H80ZM26 208V209H27ZM36 208H37V211L39 212V214H38V212L36 211ZM63 208H64V210H63ZM77 208H79V212H76V209ZM105 208V209H104ZM3 209V210H2ZM60 209V210H59ZM75 209V210H74ZM102 209V210H101ZM108 209V210H107ZM33 210V211H32ZM47 210H48V208H47ZM62 210V211H61ZM68 211V212H65L64 213V211ZM111 210V211H110ZM60 211V212H59ZM100 211H102V212H100ZM109 211V212H108ZM113 211V212H112ZM57 212H59V213H57ZM72 212V213H71ZM97 212H100L101 213V215H99V213L97 214ZM107 212V213H106ZM143 212V213H142ZM145 212V213H144ZM180 212V213H179ZM182 212V213H181ZM4 213V214H3ZM67 213H69V214H67ZM74 213V214H73ZM77 215H76V214ZM81 213V214H80ZM102 213H103V215H102ZM3 214V215H2ZM11 214V213H10ZM54 214H56V215H54ZM66 214V215H65ZM71 214H73V215H71ZM95 214H96V216H95ZM146 214H147V216H146ZM68 215H71V216H73V217H70V216H68ZM74 215H75V217H74ZM98 215V216H97ZM173 215V216H172ZM61 216V217H60ZM78 216H79V219H78ZM81 216V217H80ZM101 218H100V217ZM104 218H103V217ZM149 216V217H148ZM202 216V217H201ZM57 217H59L58 219H57ZM56 218V219H55ZM73 218V219H72ZM153 218V219H152ZM76 219V220H75ZM82 219V220H81ZM88 219V221H86ZM99 219V220H98ZM27 220V219H26ZM25 220V221H26ZM55 220H57L58 221V225H57V221H55ZM65 220V221H64ZM68 220V221H67ZM69 220H73V221H71L70 223H67V222H69ZM80 220V221H79ZM28 221V222H27ZM26 221V224H29V221H31L29 218H28V220ZM62 221V222H61ZM135 221V222H134ZM61 222V223H60ZM63 222H64V224H63ZM66 222V223H65ZM73 222V223H72ZM79 222V223H78ZM82 222V223H81ZM54 223V224H53ZM56 223V224H55ZM75 223V224H74ZM78 223V224H77ZM53 224V225H52ZM61 224V225H60ZM69 224V225H68ZM70 224H71V226H70ZM74 224V225H73ZM95 224V225H94ZM1 225H0V227H1ZM65 225V226H64ZM78 225H80V226H78ZM150 225V226H149ZM51 226V227H50ZM52 226H54V228L52 227ZM57 227V228H56ZM78 227V228H77ZM82 227V228H81ZM85 230H84V229ZM82 229H83V231H82ZM122 229V230H121ZM10 230V231H9ZM13 230V231H12ZM53 230V231H52ZM87 230V231H86ZM11 231L13 232V233H11ZM139 233H138V232ZM142 231V232H141ZM4 232V233H3ZM16 234H15V233ZM18 232V233H17ZM50 232V233H49ZM52 232V233H51ZM85 232V233H84ZM87 232V233H86ZM120 232V233H119ZM130 232H131V234H133L132 236L130 235ZM158 232V233H157ZM11 233V234H10ZM20 233V234H19ZM109 233V234H108ZM126 233V234H125ZM171 233V234H170ZM172 233L174 234L173 236H172ZM8 234H10L9 235V237H8ZM29 234V235H28ZM46 234V235H45ZM49 234V235H48ZM57 234V235H56ZM85 234V235H84ZM128 234V237L126 236ZM139 234V235H138ZM141 234V235H140ZM162 234V235H161ZM170 236H169V235ZM13 235L15 236V235H17V236H15V237H13ZM33 235H35V237L33 236ZM38 235V236H37ZM52 235V236H51ZM87 235V236H86ZM118 235V236H117ZM126 237H125V236ZM137 235V236H136ZM179 235V236H178ZM3 236H4V238H3ZM30 236V237H29ZM40 236H42V237H40ZM125 237V239H123L124 237ZM131 236V237H130ZM7 239H6V238ZM11 237V238H10ZM45 237H47V238H45ZM83 237V238H82ZM101 237V238H100ZM116 237L119 239H116ZM119 237H121V238H119ZM35 238V239H34ZM41 238V239H40ZM57 238V239H56ZM128 238V239H127ZM134 238V239H133ZM144 238V239H143ZM25 239V240H24ZM114 239V240H113ZM116 239V240H115ZM123 239V240H122ZM131 239V240H130ZM184 239H186V240H184ZM212 239V240H211ZM6 240V241H5ZM55 240V241H54ZM94 240H95V243H94ZM101 241V242H98V241ZM106 240V242H104ZM26 241V242H25ZM38 241V242H37ZM41 241V242H40ZM9 242V243H8ZM93 242V243H92ZM97 242V243H96ZM104 242V243H103ZM112 242V243H111ZM180 242V243H179ZM33 243V244H32ZM40 243V244H39ZM43 243V244H42ZM92 243V244H91ZM101 243V244H100ZM198 246H197V245ZM31 245V246H30ZM96 245H95V247H96ZM14 246V247H13ZM45 246V247H44ZM184 246H187V247H184ZM12 247V248H11ZM34 247V248H33ZM88 247V248H87ZM179 247V248H178ZM182 247V248H181ZM194 247H196V248H198V251L200 252H197L196 250H194ZM85 248H87V249H85ZM184 248L186 249V250H184ZM195 248V249H196ZM2 249V250H1ZM82 250V251H80V250ZM83 249H85V251H86V253H85V251L83 250ZM182 249V250H181ZM79 250V251H78ZM91 250V251H90ZM176 250H177V252L178 253H176ZM180 250H181V252H186V253H181L180 252ZM184 250V251H183ZM38 251V252H37ZM77 251L80 253H77ZM213 251V252H212ZM84 252V253H83ZM194 252H196L197 253V255H196V253H194ZM6 253V254H5ZM70 255H69V254ZM176 253V254H175ZM45 254V255H44ZM60 254H62V256L60 255ZM64 254V255H63ZM72 254V255H71ZM82 254V255H81ZM180 255V257H179V255ZM183 254H186V256H183ZM38 255H40V256H38ZM45 256V258L47 259V261H46V259L44 258V256ZM55 255V256H54ZM68 255V256H67ZM196 255V256H195ZM33 256V257H32ZM47 256H49V257H47ZM173 256H174V258H173ZM179 258H178V257ZM182 256V257H181ZM191 256V257H190ZM28 257H29V259H28ZM31 257V258H30ZM36 257V258H35ZM38 257H40L41 259H39ZM175 257H177V258H175ZM183 257H186V258H184V259H186V260H183ZM194 257V258H193ZM196 257V258H195ZM217 259H216V258ZM23 260H21V259ZM25 258V259H24ZM127 258V260H128V257H126ZM126 258L124 257V259H123V261H120L121 262V264H122V262H123V264H125L126 263ZM181 258V259H180ZM190 258V259H189ZM14 259H16L15 260V262H14ZM19 259V260H18ZM26 259H27V261H26ZM35 259V260H34ZM37 259V260H36ZM39 259V260H38ZM167 259H169V260H167ZM171 259H177L176 261H174V260H171ZM189 259V260H188ZM191 259H192V261L193 262H191ZM194 259V260H193ZM11 260V261H10ZM30 260V261H29ZM43 260V261H42ZM181 260H183L182 262H180ZM4 261V262H3ZM10 261V262H9ZM18 261V262H17ZM33 261V262H32ZM45 261V262H44ZM57 261V262H56ZM174 261V262H173ZM190 261V262H189ZM216 261V262H215ZM82 262V263H81ZM125 262V263H124ZM168 262V263H167ZM221 262V263H220ZM119 263V262H118ZM100 264H102V262L100 263ZM103 264H106V263H103ZM120 264V263H119Z\"/></svg>","mask_w":264,"mask_h":264},{"label":"bare ground","instance_id":"2","mask_svg":"<svg viewBox=\"0 0 264 264\" xmlns=\"http://www.w3.org/2000/svg\"><path fill=\"white\" fill-rule=\"evenodd\" d=\"M11 0H9V2H10ZM16 1V0H15ZM19 1V0H18ZM17 1V2H18ZM27 1H29V0H27ZM120 1V0H119ZM126 1H128V0H126ZM134 1V0H133ZM137 1V0H136ZM136 1H134L135 2V5H136ZM146 1V0H145ZM149 0H147V2H148ZM154 1V0H153ZM152 1V3H149L148 5H144L145 7H143V5H142V7L144 8V12H143V15H144V20L147 22L146 24H147V28H148V30L150 29V31L152 30V32L150 33V34H152L153 33V31H158V25L159 24H157L159 21V19L157 18V22H156V19L154 18L157 14H158V10H159V6H158V10H157V8H156V5L155 4H153L154 2ZM163 1V0H162ZM167 1V0H166ZM165 1V3H166V5H168V3ZM170 1V0H169ZM168 1V2H169ZM171 1H173V0H171ZM176 1H178L177 3L179 4V0H175V4H177L176 3ZM181 1L182 0H180V3H181ZM191 1V0H190ZM244 1V0H243ZM14 2V1H13ZM20 2V1H19ZM22 2L24 3V1L22 0ZM57 2V1H56ZM65 2V1H64ZM129 2H131V1H129ZM138 2H140V0L138 1ZM146 2V3H147ZM151 2V1H150ZM156 2V1H155ZM158 2V1H157ZM188 2V5H190V4H192V3H189V1H187ZM192 2V1H191ZM252 2H254V1H252ZM7 3V2H6ZM12 3V2H11ZM16 3V2H15ZM25 3H27L26 1H25ZM37 3V2H36ZM132 3V2H131ZM143 3H144V1H143ZM142 3V4H143ZM162 3V2H161ZM164 3V2H163ZM164 3V4H165ZM183 4H182V6L181 7H183V5H184V8H187L186 7V2H182ZM9 4V3H8ZM14 4V3H13ZM22 4V3H21ZM21 4H19V5H21ZM116 4V3H115ZM117 4H120V3H117ZM140 4V3H139ZM145 4V3H144ZM156 4H158V3H156ZM163 4V5H164ZM252 4V3H251ZM17 5V4H16ZM18 5V6H19ZM32 5V4H31ZM122 5H124V4H122V1H121V8H122ZM128 5H129V3H128ZM131 5V4H130ZM130 5L129 6H127V8L129 7V9H125L124 7H123V10L121 9V11H122V14H121V16H119V17H122V15L124 16L123 18H125V19H128L127 21H129L128 22V26L127 25H124V26H127L128 27V30H129V28H130V30L132 31V30H134V32L136 31V32H138L139 30H135V29H137V28H140V27H142V26H140V25H137L138 23H139V21H138V23H137V21H136V23L134 22V18H132V15L134 14V13H131V10L133 9V8H138V4H137V6H135V7H133L132 5H131V10H130ZM134 5V4H133ZM141 5V4H140ZM165 5V6H166ZM197 5V4H196ZM243 5V4H242ZM244 5H246V4H244ZM5 6V5H4ZM8 6V5H7ZM11 6H15V5H11ZM118 6V5H117ZM162 6V5H161ZM172 6V5H171ZM174 6H176V5H174ZM253 6V5H252ZM10 7V6H9ZM20 7V6H19ZM112 7H114V6H112ZM167 7V6H166ZM169 7V6H168ZM191 7H193V6H191ZM247 7V6H246ZM15 8V7H14ZM140 8V7H139ZM161 8V7H160ZM163 8V7H162ZM171 8H173V7H171ZM184 8L183 9H181V10H184ZM244 8V7H243ZM7 9L8 8H6V11H7ZM115 9H117V8H114V10ZM142 9V8H141ZM141 9H138V12H141L142 10ZM175 9V8H174ZM191 9H193V8H191ZM196 9V8H195ZM9 10V9H8ZM11 10V9H10ZM22 10H26V8L25 9H22ZM130 10V11H129ZM139 10H141V11H139ZM162 10H164V11H168L169 9L167 8V9H162ZM250 10V9H249ZM21 11V10H20ZM66 11V10H65ZM173 11H175V10H173ZM177 11H179V10H177ZM24 12V11H23ZM22 12V13H23ZM27 12V11H26ZM30 12V11H29ZM110 12H112V10L110 11ZM116 12V11H115ZM115 12H113L114 14H115ZM118 12H119V10H118ZM172 12V11H171ZM170 12V13H171ZM8 13H9V11H8ZM8 13H6L5 15H7ZM18 13V12H17ZM137 13V12H136ZM160 13V12H159ZM162 13V12H161ZM166 13H169V12H166ZM165 12H164V15L166 14ZM169 13V14H170ZM175 13H177V12H175ZM179 13V12H178ZM189 13H190V11H189ZM197 13V12H196ZM248 13H249V11H248ZM16 14V13H15ZM63 14V13H62ZM62 14H60V13H56V12H53V13H24V14H21L20 13V15L19 14H17L18 16H22V19H23V21H21L22 23H20V24H18V25H20L21 27H22V25L23 26H26L27 28H28V30L27 29H25V30H27L28 32H29V36L27 35L26 37H25V31L22 29H17V28H15V27H12V25H9V26H7L5 29L3 28V30H2V28H1V38H0V46L2 47L3 45H5L6 43L8 44H10V45H13L14 46V49H18L20 52H17V50H16V52L18 53V55H25L26 57H27V59L31 62L32 61V63H34L35 65H36V67H37V70H34L33 69V72H35V78H37L36 79V81H35V84H33V86H31V87H28V88H26V86H27V84H28V81H25L23 84H22V86L20 85L21 83H22V81L21 80H23V74L22 73H20V72H18L17 70H15V69H12V68H10V67H8V66H2L1 67V69H0V82H2V83H6L7 85H6V87L1 91L0 90V96L2 97V99H0V104H5L7 101H9L10 102V104L11 103H14L15 102V100L17 101L18 99H19V97L21 96V95H24L23 96V99L21 100V101H19L18 103H17V107H16V109H14L13 110V112L12 113H10V114H7V115H2V114H0V142L2 141V140H4V139H8L9 137H10V135L12 134V132L15 134V132L14 131H16L17 132V130H15V129H18V130H21V139L19 140V138H18V141H16V142H13V140L14 139H10V141H12L13 143H11V146L15 149L17 146H19L20 144L21 145H27L28 146V148H32V150H31V152L35 149V151H34V153L36 152V148H34V147H36V144L38 143V141H39V139H41V136H42V130L41 129H45V138H44V141H43V143H45V144H43V145H45V147L47 146V147H50V146H55V145H57V144H59V146L60 145H62V139H63V135H65V134H62V129H63V127H62V125H60L58 122H56L55 121V119H54V112H53V108H54V105L56 104V105H59L60 107H61V109H62V113L61 114H63L62 115V117L64 116V118L63 119H65V121L66 122H69L68 124L71 126L70 127V135H69V137H70V140H72L73 139V136H75L74 135V133L77 131V129L79 128L80 129V127H82L83 126V124H85L86 123V119H85V117H83V115L79 112V110H78V108H80L79 106H81V102L82 103H84V101H87V104H88V99L87 100H81L82 98H88V96L89 97H94V98H97V95H100L99 94V92H98V90L96 91L95 89L94 90H92V88L89 90L87 87H85V85H77L78 83H77V81H76V83L75 82H73V78L75 77V76H77L76 74H75V68H77V66L74 64V62L72 63V62H70L69 60H68V58L67 57H69L68 55L70 54H72L73 55V53L72 52H75V53H77V54H80V55H82L83 57H85L84 55H83V52L85 53V51H87L89 54H90V57L89 58H87V59H84L82 56V58H83V60H85L86 62H88V60H96L95 58H97V60H98V57H99V55L101 56H103L104 54H106V52L108 53V51H105L104 50V47L106 48V45L108 44L107 42L110 40V32H109V35L107 34V33H105V34H99V33H93L92 31H90V32H92L93 34H89V33H87V31L85 32V33H81V34H76L77 32L76 31H73L74 29V27L72 28V29H69L68 27L66 28V26L65 25H67V23L68 22H66V20H68V19H70L69 21H71V17H67L68 19H64V15L66 14H64V15H62ZM67 14H69V13H67ZM116 14H117V12H116ZM118 14H120V12L118 13ZM132 14V15H131ZM138 14V13H137ZM172 14V13H171ZM183 14H184V12H183ZM187 14V13H186ZM186 14H184V15H186ZM241 14H243V13H241ZM1 15H2V13H1ZM16 15V16H17ZM141 15H142V13H141ZM160 15V14H159ZM163 15V16H164ZM179 15H180V13H179ZM190 15V14H189ZM192 15H194L193 14V12H192ZM238 15V14H237ZM252 15V14H251ZM250 15V16H251ZM3 16H4V13H3ZM3 16H1L0 18H2ZM11 16H13V14L11 15ZM67 16V15H66ZM70 16V15H69ZM135 16H137V15H135ZM172 16V15H171ZM171 16H169V17H171ZM176 16H178V14H176ZM176 16H174V17H176ZM187 16V19L189 20V16L188 15H186ZM249 16V15H248ZM9 17H10V15H9ZM9 17H7L6 16V18H7V20L9 19ZM15 17V16H14ZM73 17V16H72ZM112 16H110V18H111ZM115 17H116V15H115ZM114 17V18H115ZM134 17V16H133ZM142 17V16H141ZM159 17V16H158ZM162 17V16H161ZM165 17H167V16H165ZM168 17V18H169ZM173 17V16H172ZM181 16H179V18H180ZM182 17H183V15H182ZM192 17V16H191ZM190 17V18H191ZM5 18V17H4ZM11 18V17H10ZM13 18V17H12ZM73 18H75V17H73ZM109 18V17H108ZM139 19V17H136V19ZM179 18L177 19V21L179 20ZM184 18H186V17H184ZM183 18V19H184ZM195 18V17H194ZM198 18V17H197ZM196 18V19H197ZM240 18V17H239ZM252 18V17H251ZM3 19V18H2ZM124 20V19H122V18H119V20ZM161 19V18H160ZM162 19H164V18H162ZM170 19V18H169ZM168 19V20H169ZM173 19V18H172ZM171 19V20H172ZM182 19V18H181ZM180 19V20H181ZM182 19V20H183ZM193 19V18H192ZM200 19V18H199ZM4 20V19H3ZM73 20V19H72ZM77 19H75L74 21H76ZM109 20V19H108ZM112 20H114L113 18H112ZM115 20H117V18L115 19ZM140 20H141V18H140ZM187 20V21H188ZM107 21V20H106ZM110 21V20H109ZM165 21H166V19H165ZM174 21V20H173ZM184 21H186V20H184ZM197 21H198V19H197ZM0 22H1V20H0ZM5 22V21H4ZM7 22V21H6ZM9 22V21H8ZM17 22V21H16ZM64 22L66 23V24H64ZM79 22V21H78ZM77 22V23H78ZM101 22V21H100ZM99 22V23H100ZM116 22V21H115ZM114 22V23H115ZM167 22V21H166ZM180 22V21H179ZM194 22V21H193ZM2 23H3V21H2ZM73 23V22H72ZM76 23V22H75ZM80 23H81V21H80ZM112 23H113V21H112ZM140 23H141V21H140ZM160 23H162L161 21H160ZM168 23V22H167ZM169 23H170V20H169ZM168 23V24H169ZM174 23H176V21L174 22ZM174 23H172V25L174 24ZM192 23V22H191ZM16 24V23H15ZM70 24V23H69ZM74 24V23H73ZM125 24H126V21H125ZM142 24H143V22H142ZM146 24H144L143 26L145 27V25ZM171 24V23H170ZM178 24V23H177ZM177 24H175V25H177ZM184 24H186V23H184ZM195 24H196V22H195ZM198 24H200V23H198ZM197 24V25H198ZM3 25V24H2ZM72 25V24H71ZM75 25H78V24H75ZM93 25V24H92ZM100 25V24H99ZM109 25H110V23H109ZM114 25L115 24H112V26L114 27ZM162 25V24H161ZM182 24H180V27H183L184 25H182ZM188 25H190V23L188 24L187 23V25H186V28H187V26ZM193 25V24H192ZM192 25H190V26H192ZM19 26V27H20ZM74 26V25H73ZM82 27L83 25H79V27ZM103 26V25H102ZM118 26H121V24L119 23V25ZM163 26V25H162ZM190 26H189V28H190ZM194 26V25H193ZM192 26V28H195V27H197V26H195V27H193ZM198 26H200V25H198ZM202 26V25H201ZM230 26V28H231V25H229ZM1 27V26H0ZM5 27V26H4ZM11 27V28H10ZM72 26H70V28H71ZM80 27V28H81ZM84 27H85V25H84ZM88 27V26H87ZM91 27H93V26H91ZM94 27H96V25L94 26ZM98 27H100V26H98ZM143 27V28H144ZM164 27H167L166 25L164 26ZM169 27V26H168ZM172 27V26H171ZM180 27H177L178 29L180 28ZM242 27V26H241ZM245 27V26H244ZM247 27H248V25H247ZM115 28V27H114ZM122 28H123V30H126L125 28L126 27H123L122 26ZM159 28H161L160 26H159ZM170 28V27H169ZM173 28H174V25H173ZM176 28V29H177ZM184 28V27H183ZM182 28V29H183ZM189 28H188V30H189ZM200 28V27H199ZM229 28V30H231ZM243 28V27H242ZM75 29H76V27H75ZM86 29V28H85ZM90 29V28H89ZM94 29V28H93ZM95 29H99V28H95ZM104 30H105V28H103ZM107 29H109V26H108V28ZM115 29H118V27H117V25H116V28ZM142 29V28H141ZM140 29V31L142 32V30L143 31H145V29L146 28H144V29H142L141 30ZM164 29V28H163ZM162 29V30H163ZM181 29V28H180ZM203 29V28H202ZM237 29H238V27H237ZM236 29V30H237ZM76 30H78V29H76ZM96 30V31H97ZM147 30V29H146ZM147 30V31H148ZM172 30V29H171ZM183 30H186V29H183ZM194 30V29H193ZM192 30V31H193ZM198 30V29H197ZM233 30V29H232ZM231 30V31H232ZM238 30H240V28L238 29ZM94 31V30H93ZM100 31H102V30H100ZM107 31V30H106ZM110 31V30H109ZM114 31V30H113ZM116 31V30H115ZM121 31H122V29H121ZM160 31H161V29H160ZM165 31V30H164ZM168 31H169V29H168ZM174 31V30H173ZM173 31H169V32H166V33H170V32H172L173 33ZM181 30H179V32H180ZM187 31V30H186ZM194 31H196V30H194ZM199 31L200 30H198V33H199ZM80 32V31H79ZM81 32H82V29H81ZM95 32V31H94ZM97 32H99V31H97ZM123 32H125V31H123ZM140 32V34L139 35H142V34H144V33H141ZM146 32V31H145ZM149 32V31H148ZM148 32H147V35H148ZM175 32H177V33H179L178 31H174V33H173V38H172V34H171V37L170 36H168V37H170V38H172V39H174V34H175ZM182 32V31H181ZM188 32L190 33V31H187V33H184V34H188ZM201 32V31H200ZM238 32V31H237ZM236 32V33H237ZM241 32V31H240ZM101 33H103V32H101ZM127 33H128V31H127ZM126 33V34H127ZM156 33H159V32H156ZM155 33V34H156ZM161 33V32H160ZM166 33H164V34H162L161 33V36L163 35V38H164V40H166L165 39V37H164V35L166 34ZM176 33V34H177ZM195 33V32H194ZM198 33L196 34V35H198ZM224 33V32H223ZM234 33V32H233ZM235 33V34H236ZM5 34H7L6 36H5ZM125 33H124V35H126ZM136 34V33H135ZM134 34V36H136ZM149 34V35H150ZM182 34H183V32L181 33V35L180 36H182ZM128 35H129V33H128ZM153 35H154V33H153ZM167 35V34H166ZM179 35V34H178ZM192 35H193V32H192ZM192 35H191V37H192ZM201 35V34H200ZM225 35V34H224ZM240 35V34H239ZM113 36V35H112ZM114 36H115V34H114ZM117 36V35H116ZM130 36H131V33H130ZM177 36V35H176ZM190 36V35H189ZM205 37H206V35H204ZM122 37V36H121ZM133 37V36H132ZM139 37H143V35L142 36H139ZM147 37V36H146ZM157 37H159L160 38V36H155V39L157 38ZM179 37V36H178ZM182 37H184V35L182 36ZM196 37V36H195ZM198 37V36H197ZM204 37V38H205ZM237 37V36H236ZM251 37V36H250ZM249 37V38H250ZM116 38V37H115ZM134 38V37H133ZM138 38V37H137ZM148 38V37H147ZM147 38H146V41H145V43L147 42ZM152 38V37H151ZM181 38V37H180ZM180 38H178V40L180 39ZM184 38H186V37H184ZM188 38V37H187ZM190 38V37H189ZM188 38V39H189ZM214 38V37H213ZM252 38H253V36H252ZM259 38V37H258ZM121 39V38H120ZM155 39H154V42L153 43H155V42H157V46H158V44H159V42L158 41H155ZM172 39H171V42H173V43H175L176 44V42H177V44H178V42L179 41H176V42H174V41H172ZM188 39L186 40V39H184V40H186V41H188ZM191 39H194V36L191 38ZM216 39V38H215ZM262 39V38H261ZM113 40V39H112ZM117 40L118 39H116V43H120V42H123V41H121L120 40V42H117ZM131 40V39H130ZM133 40V39H132ZM131 40V41H132ZM138 40V39H137ZM141 41L143 40V42H144V40H145V37L143 38V39H140ZM151 40V39H150ZM156 40H158V39H156ZM160 40V39H159ZM167 40H169V38L167 39ZM175 40H177L176 38H175ZM190 40V39H189ZM195 40V39H194ZM250 40V39H249ZM115 41V40H114ZM135 41H136V39H135ZM149 41V40H148ZM152 41H153V39H152ZM152 41H151V43H152ZM161 41H163L162 40V38H161ZM170 41V40H169ZM181 41L183 42V39H181ZM181 41L179 42L180 44H181ZM196 41V40H195ZM110 42V41H109ZM113 42V41H112ZM112 42H110V43H112ZM137 42V41H136ZM139 42V41H138ZM167 41H165V43H166ZM189 42V41H188ZM190 42L192 43V41L190 40ZM194 42V41H193ZM116 43H114V44H116ZM125 44L126 43H128V42H124ZM144 43V44H145ZM150 43V44H151ZM190 43V44H191ZM6 44V45H7ZM124 44V45H125ZM144 44H141V48H142V45H144ZM162 44V43H161ZM164 44V43H163ZM170 44V43H169ZM174 44V45H175ZM217 44V43H216ZM227 44V43H226ZM6 45H5V48H10V47H6ZM109 45V44H108ZM112 45V44H111ZM121 45V44H120ZM126 45H129V44H126ZM125 45V46H126ZM167 45V44H166ZM165 45V46H166ZM174 45H172V46H174ZM179 45V44H178ZM177 45V46H178ZM183 45V44H182ZM181 45V46H182ZM193 45V44H192ZM199 45V44H198ZM197 45V46H198ZM215 45V44H214ZM257 45V44H256ZM8 46V45H7ZM124 46V47H125ZM137 46H138V44H137ZM147 46H149V45H147ZM152 46V45H151ZM151 46H149V48H151ZM154 46V45H153ZM160 46V45H159ZM163 46V45H162ZM165 46H163V47H165ZM169 46V45H168ZM170 46H171V44H170ZM169 46V47H170ZM188 46V45H187ZM186 46V44H184V46L183 47H187ZM195 46H196V44H195ZM211 46V45H210ZM217 46V45H216ZM258 46V45H257ZM0 47V48H1ZM109 47H111L110 45H109ZM108 47V48H109ZM113 47V46H112ZM117 47V49H118V45L116 46ZM115 47V48H116ZM126 47H128V46H126ZM130 47H131V44H130ZM133 47V46H132ZM163 47H162V49H163ZM168 47V48H169ZM191 48L193 47V46H190ZM190 47H189V49H190ZM202 47V46H201ZM223 47V46H222ZM259 47H260V44H259ZM263 47V46H262ZM4 48V49H5ZM99 48V49H98ZM101 48V49H100ZM107 48V49H108ZM114 48V47H113ZM113 48H111V49H113ZM115 48H114V50H115ZM144 48L146 49L147 47H145L144 46ZM158 48V47H157ZM161 48V47H160ZM172 48V47H171ZM178 48V47H177ZM180 48V47H179ZM195 48V47H194ZM208 48V47H207ZM221 48V47H220ZM2 49V48H1ZM4 49H2V50H4ZM119 49H120V47H119ZM118 49V50H119ZM126 48H124V50H125ZM128 49V48H127ZM137 49V48H136ZM154 49H156V47H154ZM153 49V50H154ZM175 49V46H174V48L172 49V50H174ZM184 49V48H183ZM197 49H198V47H197ZM223 49H225V48H223ZM255 49V48H254ZM122 51H123V47H122V49H121ZM121 50H119V52L121 51ZM129 50V49H128ZM128 50H126V51H128ZM134 50V49H133ZM139 50V49H138ZM144 50V49H143ZM147 50V49H146ZM160 50V49H159ZM164 50H166V49H164ZM169 50V49H168ZM168 50H167V52H168ZM176 50V49H175ZM179 50V49H178ZM202 50V49H201ZM207 50V49H206ZM206 50H205V52H206ZM233 50V49H232ZM259 50H261V49H259ZM116 51V50H115ZM130 51V50H129ZM136 51V50H135ZM142 51V50H141ZM157 51H158V49H157ZM171 51V50H170ZM186 51H187V49H186ZM186 51H183V53L184 52H186ZM193 51V50H192ZM208 51V50H207ZM212 51V50H211ZM211 51H209L210 52V54H211ZM227 51V50H226ZM258 51V50H257ZM1 52V51H0ZM12 52V51H11ZM112 52H114L113 50H112ZM118 52V51H117ZM116 52V53H117ZM125 52V51H124ZM132 52H134V51H132ZM139 52V51H138ZM147 52H150V49H149V51H147ZM152 52V51H151ZM154 52H155V50H154ZM173 52V51H172ZM182 52V51H181ZM191 52V51H190ZM193 52H195V51H193ZM208 52V53H209ZM221 52V51H220ZM230 53V51H227V56H228V54ZM264 52V51H263ZM75 53H74V58H75ZM109 53H110V51H109ZM128 53V52H127ZM161 52L159 51V55L161 56V54H160ZM174 53H176V52H174ZM189 53V52H188ZM212 53L214 54H216L217 52H213L212 51ZM222 53V52H221ZM224 53V52H223ZM231 53H234V51L233 52H231ZM230 53V54H231ZM114 54V53H113ZM118 54H120V53H117V55ZM124 54H126V52L124 53ZM135 54V53H134ZM156 54V53H155ZM164 54V53H163ZM165 54H166V52H165ZM168 54V53H167ZM170 54H171V52H170ZM194 54V53H193ZM192 54V55H193ZM210 54L208 55V57L206 56V61H209V60H211L212 59V55L210 56ZM80 55L79 56H77V57H80ZM88 55V54H87ZM112 55V54H111ZM116 55V56H117ZM121 55H123L122 53H121ZM127 55V54H126ZM133 55V54H132ZM131 55V57H133L134 58V56H132ZM136 55V54H135ZM154 55V54H153ZM157 55V54H156ZM172 55H174V54H172ZM177 55H179V54H177ZM217 55V54H216ZM218 55H220L219 53H218ZM223 55H225V54H223ZM240 55V54H239ZM238 55V56H239ZM7 56V55H6ZM139 55L137 54V56L136 57H138ZM180 56H181V53H180ZM182 56H183V54H182ZM187 56V55H186ZM188 56H189V54H188ZM204 56V55H203ZM237 56V55H236ZM236 56H235V58H236ZM264 56V55H263ZM73 57V56H72ZM118 57V56H117ZM121 58H122V56H120ZM119 57V58H120ZM130 57V56H129ZM154 57H156V56H154ZM157 57H159V56H157ZM172 57H175V55L174 56H172ZM171 57V58H172ZM213 57H215V56H213ZM221 57H223L222 55H221ZM231 57V56H230ZM240 57V56H239ZM71 58V57H70ZM107 58H108V56H107ZM111 58V57H110ZM115 58V57H114ZM123 58H124V56H123ZM125 58H127L126 56H125ZM162 58V57H161ZM166 58H167V55H166ZM166 58H163L164 59V61H165V59ZM170 58V59H171ZM176 58V57H175ZM174 58V59H175ZM180 58H182V57H180ZM204 58H205V56H204ZM235 58H233V63H234V59ZM72 59V58H71ZM112 59V58H111ZM110 59V61L111 62H114L115 60L117 61V59H115L114 61H112ZM135 59V58H134ZM137 59H139V57L137 58ZM173 59V60H174ZM177 59V58H176ZM178 59H179V57H178ZM184 59V58H183ZM190 59V58H189ZM216 60H217V58H215ZM215 59H213V60H215ZM218 59H219V57H218ZM221 59H223V58H221ZM226 59H227V57H226ZM236 59H238V58H236ZM76 60H77V58H76ZM78 60H79V58H78ZM104 60V59H103ZM106 60V59H105ZM108 60V59H107ZM124 60V59H123ZM122 59H121V62L123 61ZM126 60H128V59H126ZM133 59H130V61H132ZM230 60H231V58H230ZM80 61V60H79ZM82 61V60H81ZM100 61V60H99ZM119 61H120V59H119ZM118 61V62H119ZM135 61V60H134ZM177 61V60H176ZM182 61V60H181ZM184 61H186V60H184ZM195 61V60H194ZM202 61H204V59H202ZM206 61H204L205 62V64L207 63ZM218 61V60H217ZM227 61V60H226ZM225 61V62H226ZM229 61V60H228ZM242 61V60H241ZM77 62V61H76ZM83 62V61H82ZM103 62V61H102ZM121 62H119V63H121ZM124 62H126V61H124ZM124 62L122 63V65L124 64ZM179 62V61H178ZM223 62V61H222ZM229 62H232V60L231 61H229ZM229 62H227L228 64H231V63H229ZM238 62V61H237ZM78 63V62H77ZM91 63V62H90ZM116 63V62H115ZM176 64H179V63H177V62H175ZM209 64H210V62H208ZM214 63H216L215 61H214ZM218 63V62H217ZM220 63V62H219ZM236 63V62H235ZM238 63H240V58H239V62ZM237 63V64H238ZM87 64V63H86ZM106 64V63H105ZM104 64V65H105ZM111 64V63H110ZM127 64H128V62H127ZM132 64H134V62L132 63ZM136 64H137V61H136ZM200 64H201V62H200ZM212 64L213 63H211L210 65L212 66ZM227 64V68L229 67L230 68V66ZM236 64V65H237ZM82 65H83V63H82ZM85 65V64H84ZM88 65L89 64H87L86 66H84V68H82L83 69V73L85 74V76L87 75H89L90 77H91V75H93V76H95L96 74L97 75H99V76H101V77H98V76H96V78H95V81H93V83L95 84H97V86L99 85L101 88H102V91H101V89H100V93L102 94H105L106 92H109V91H111L112 93H114L112 90L114 89V88H112V90H109V88L111 87H108V90L106 91V89H105V87H104V84L106 85L107 83L109 84V80L108 79H106L105 78V73L104 72H100V70L99 69H95V68H90L91 66H89L88 67ZM92 65V64H91ZM94 65V64H93ZM96 65V64H95ZM102 65V64H101ZM107 65V64H106ZM112 65H114L113 63H112ZM131 65V64H130ZM202 65V64H201ZM219 64H217V65H215V66H218ZM109 66V65H108ZM127 65L125 64V67H126ZM128 66H129V64H128ZM132 66H134V65H132ZM136 66V65H135ZM203 66H204V68L206 69V67H205V65L203 64ZM207 66V65H206ZM224 66H226V65H224ZM223 66V64H222V68L224 67ZM234 65H232L231 67L232 68H234V70L235 71H238L242 66H239V64L237 65L238 67H240L239 69H238V67H237V69H235V67H233ZM83 67V66H82ZM102 67V66H101ZM111 67H113V66H111ZM119 67V66H118ZM120 67H121V64H120ZM124 67V68H125ZM138 67V66H137ZM210 67V66H209ZM219 67H220V65H219ZM219 67H218V69H219ZM79 68H80V64H79ZM103 68H105L104 66H103ZM121 68H123V67H121ZM135 68V67H134ZM200 68V67H199ZM204 68H202L201 67V69H204ZM216 69H217V67H215ZM214 68V69H215ZM245 68V67H244ZM247 68V67H246ZM102 69V68H101ZM108 69H110V67H108ZM118 69V68H117ZM137 69V68H136ZM207 69H208V67H207ZM210 69H212V68H210ZM215 69V70H216ZM78 70V69H77ZM103 70V69H102ZM120 70V69H119ZM241 70V69H240ZM245 70V69H244ZM243 70V72H244V74H246L245 73V71ZM247 70H248V68H247ZM80 71V70H79ZM79 71H77L78 73H79ZM204 71V70H203ZM206 71V70H205ZM207 71H209V69L207 70ZM233 71V69L231 70V72ZM235 71H234V73H235ZM110 72V71H109ZM120 72V71H119ZM201 72V71H200ZM210 72H212V71H210ZM210 72H209V74H210ZM238 72H240V71H238ZM82 73V74H83ZM107 73V72H106ZM197 73H199V71H197ZM204 74H205V72H203ZM207 73V72H206ZM233 73V72H232ZM49 74H51L52 75V77H53V79L55 78V77H59V78H61V76H64V82H62V80L59 82V83H63V85L65 86V89H67V90H69V91H71L70 93H73V94H71L72 96H73V99H69V98H67V96L65 97V95H62L61 93H59V92H57L56 90H54L53 89V86H52V80L50 81L49 79V83L47 82V85H45V87H42V88H39V87H37V85H40V83H41V80H40V77L42 76H44L45 78H46V80H47V78H48V76H49ZM84 74H83V76H82V78L84 77ZM116 74V73H115ZM200 74V73H199ZM201 74H202V72H201ZM204 74H202L201 76H203ZM236 74H238V73H236ZM240 74H243V73H240ZM106 75H108V74H106ZM111 75V74H110ZM211 75V74H210ZM231 75H233V74H231ZM248 75V76H247ZM245 77H249V74H247ZM55 76V77H54ZM81 76V75H80ZM112 76V75H111ZM111 76H110V78H111ZM235 76L237 77V76H240L239 74L238 75H234V78H235ZM242 76V75H241ZM79 77V76H78ZM153 77V76H152ZM51 78V77H50ZM81 78V77H80ZM94 78V77H93ZM92 78V79H93ZM201 78H203V77H201ZM225 78H228V76L227 77H224V80H225ZM230 78H231V76H230ZM243 80H244V77L242 76L241 77ZM44 79V78H43ZM57 79V78H56ZM63 79V78H62ZM90 79V78H89ZM91 79V80H92ZM245 79H247V78H245ZM79 80V79H78ZM86 80V79H85ZM88 80V79H87ZM156 80V79H155ZM222 80V79H221ZM223 80V81H224ZM227 80V84H229V81H231V79L229 80V79H226ZM225 80V81H226ZM234 80V82L236 83V78L235 79H233ZM232 80V81H233ZM239 80H240V78H239ZM239 80H237V81H239ZM242 80V83L244 82ZM248 80H250L249 78H248ZM44 81H45V79H44ZM43 81V82H44ZM55 81V80H54ZM59 81V79L57 80V81H55V82H58ZM90 81V80H89ZM88 81V82H89ZM153 81V80H152ZM224 81V82H225ZM79 82V81H78ZM111 82V81H110ZM155 82V81H154ZM153 82V83H154ZM157 82V81H156ZM234 82H232V83H234ZM241 82V81H240ZM240 82L238 83H236V85L237 84H240ZM245 82H247V80L245 81ZM244 82V83H245ZM44 83H46V82H44ZM158 83V82H157ZM156 83V84H157ZM208 83V82H207ZM231 83V84H232ZM43 84V83H42ZM53 84H54V82H53ZM81 84H84V83H81ZM112 83H110V85H111ZM159 84V83H158ZM2 85V84H1ZM221 85V84H220ZM222 85H223V82H222ZM222 85H221V88H222ZM225 85H226V82H225ZM225 85H223V86H225ZM3 86V85H2ZM21 86V87H20ZM44 86V85H43ZM96 86V87H97ZM108 86V85H107ZM106 86V87H107ZM157 86V85H156ZM193 86V85H192ZM40 87H41V85H40ZM99 87V88H100ZM113 87V86H112ZM159 87V86H158ZM190 87V86H189ZM194 87V86H193ZM196 87V86H195ZM233 87H235V86H233ZM232 87V88H233ZM250 87V86H249ZM56 88V87H55ZM155 88V87H154ZM166 88V87H165ZM188 88V87H187ZM228 88L230 89V87H229V85H228ZM231 88V89H232ZM236 88V87H235ZM240 88V86L238 87V89ZM2 89V88H1ZM111 89V88H110ZM156 89V88H155ZM189 89V88H188ZM190 89H194V88H190ZM198 89V88H197ZM226 89V88H225ZM224 89V90H225ZM229 89H227V90H229ZM238 89H234L233 88V90H238ZM66 90V91H67ZM160 90V89H159ZM164 90V89H163ZM195 90V89H194ZM223 90V89H222ZM226 90V91H227ZM241 90H242V88H241ZM56 91V92H55ZM61 91V90H60ZM150 91V90H149ZM188 91V90H187ZM189 91H193V90H189ZM188 91V92H189ZM225 91V92H226ZM62 92V91H61ZM147 92V91H146ZM153 92H155V91H153ZM223 92V91H222ZM232 92V91H231ZM232 93H234V92H232ZM236 93V92H235ZM247 93V92H246ZM107 94V93H106ZM117 93H115V96L117 97V95H116ZM123 94V93H122ZM121 94V95H122ZM224 94H226V93H224ZM230 94V93H229ZM242 95H244V93H241ZM109 94H107V96H108ZM120 95V94H119ZM121 95H120V98H121ZM227 95V94H226ZM231 95V94H230ZM230 95H228L229 97H230ZM233 95V94H232ZM79 96V98L81 97V102H80V100L79 99H77V97ZM102 96H104V95H102ZM125 96H127L126 94H125ZM124 96V97H125ZM132 97H133V94L131 95ZM189 96H190V92H189ZM22 97V96H21ZM109 97V96H108ZM116 97H113L112 99H114V98H116ZM128 97V96H127ZM129 97H130V95H129ZM190 97H192V96H190ZM190 97H186V98H184V99H186V102H187V107H188V105H190L191 107H193V105L195 104V103H197V102H194V104L192 103V101L190 102V101H187V98H189L190 99ZM233 97V101H235V103L234 104H239V102H240V100H243L242 99V97L239 95V92L237 93V94H235L234 96H232ZM100 98V97H99ZM104 98H107V97H104ZM103 98V99H104ZM194 98V97H193ZM205 98V97H204ZM231 98V97H230ZM102 99V98H101ZM100 99V100H101ZM111 99V98H110ZM124 99V98H123ZM134 99V98H133ZM201 99H202V102H200L201 101ZM89 100H91L90 98H89ZM94 99H92V101H93ZM125 100V99H124ZM126 100H128V99H126ZM131 101H132V98L130 99ZM192 100V99H191ZM207 100V99H206ZM232 100H230V101H232ZM94 101H96V100H94ZM103 100H101V101H99V102H102ZM105 101V100H104ZM111 100H109V102H110ZM121 101V99L119 100V102ZM194 101V100H193ZM198 101V100H197ZM200 101L198 102V103H204L203 101V97H201V95H200ZM232 101V102H233ZM261 101V100H260ZM98 102V101H97ZM107 101H105V103H106ZM112 102V101H111ZM110 102V103H111ZM130 102V101H129ZM133 102V101H132ZM134 102H135V100H134ZM182 102H184V100L182 99ZM186 102H184V103H186ZM206 102V101H205ZM208 102V101H207ZM206 102V103H207ZM251 102V101H250ZM256 102V101H255ZM86 103V102H85ZM84 103V104H85ZM104 103V104H105ZM114 103H115V101H114ZM131 103V102H130ZM129 103V104H130ZM184 103H183V105H184ZM246 103H248V102H246ZM86 104V105H87ZM89 104H91V103H89ZM94 104V103H93ZM96 104V103H95ZM95 104H94V106H95ZM98 105H100L99 103H97ZM113 104V103H112ZM120 104V103H119ZM119 104H118V106H119ZM128 104V103H127ZM128 104V105H129ZM202 104H201V106H199L198 105V107H202ZM237 104V105H238ZM86 105H84V107L86 106ZM123 105H125V103L123 102ZM176 105H179V104H176ZM180 105H182V104H180ZM205 105V104H204ZM237 105H235V106H237ZM260 105V104H259ZM58 106V107H59ZM83 106V105H82ZM89 106V105H88ZM87 106V107H88ZM97 106V105H96ZM96 106H95V108H96ZM106 106V105H105ZM105 106L103 107V108H105ZM135 106H137V104L135 105ZM134 106V107H135ZM195 107H196V105H194ZM207 106V104L204 106V107H206ZM234 106V105H233ZM234 106V107H235ZM56 107V106H55ZM57 107V108H58ZM90 107H91V105H90ZM101 107V106H100ZM124 107V106H123ZM126 107V106H125ZM125 107H124V109H125ZM133 107V106H132ZM133 107V108H134ZM181 107V106H180ZM183 107H186V106H183ZM194 107V108H195ZM209 107V105L207 106V109H209L208 108ZM82 109H84L83 107H81ZM93 108V109H92ZM92 110L91 111H93L94 110V107L92 106ZM107 108V107H106ZM106 108H105V110H106ZM110 108V107H109ZM114 108H115V106H114ZM120 108H121V106H120ZM128 108V107H127ZM126 108V109H127ZM133 108H128V109H133ZM175 108H179V106H177V107H175ZM188 108H190V107H188ZM231 108V107H230ZM87 109V108H86ZM90 108H88V110L87 111H90L89 110ZM98 108H96V110H97ZM113 109V108H112ZM111 109V110H112ZM115 109H117V107L115 108ZM124 109H122V110H124ZM125 109V110H126ZM184 109V108H183ZM182 109V107H181V109H179L180 111H178L177 110V114H179V116L177 117V118H179V123L176 125V122L174 123V125H176V126H174V125H171V123H170V125H167V126H165V127H163L162 129H160V130H153V129H148V130H146L145 128H143V129H145L144 131H143V129L141 128L142 127V125H140L141 127L139 128V129H142L141 131H143L142 133H139V129H137V131H133V132H131V133H128V135H126V136H124V135H121L122 137H123V140L120 142L119 141V139H117L116 141H119L120 142V144L122 143L123 144V147H125V149L128 151V153H129V156H130V160H125V159H123L122 157H120L119 156V154H115V156L113 155V157L114 158H112V153H111V151H108V149H106L107 150V153L108 152H110L111 153V158L112 159H115V160H118V162L119 163H121L122 165L118 168L119 170H118V172L120 173V174H122L123 176H124V178L126 177V178H133V177H131V176H136L138 173H139V166L140 165H142V166H146L149 162H156L155 164H156V166L154 165L153 167L151 166V168H148L146 171H147V173L148 174H150L151 176H153L154 178L156 177H160V175H164L163 177H168V178H172V181H171V183L169 184V186H167V187H165V186H163L164 188H163V190H164V194H171V200H174L175 202H177V204H179V206H181L183 209L182 210H184V211H186V212H188V213H195V214H198V213H204L206 210L208 211V209L209 208H212V207H214V206H216V205H218V206H221L223 203H221L222 202V200L220 199V201H219V198L218 197H216V193H214V189H216L215 187L217 186H219L220 185V183H219V185H217L218 183H217V181H218V179L215 177V172H216V170L217 169H215L212 165H211V159L209 160V162H211V163H209L208 164V162H207V160L209 159H204V157H206V156H204V157H197V155H195V156H193V154L192 153H196V150H197V147H195L194 145H193V143L195 142V139L196 138H198V140L199 141H201V140H203V139H201V138H203V136H204V134H203V136H202V133H206L207 132V130H205L204 129V125H206V123L204 124V120H202V125L204 126V127H200V129H198L197 127H196V125H198V124H196L194 121H195V118H194V121L193 120H190V116H191V118H192V113H190L191 111H188L187 113H189V115L188 114H186L185 113V111ZM187 109V108H186ZM191 109V108H190ZM195 109H198L197 107L195 108ZM206 109V108H205ZM231 109H234V108H231ZM231 109H229V111L231 110ZM96 110H94V111H96ZM101 110V109H100ZM103 110V109H102ZM118 110H120V109H118ZM192 110H193V108H192ZM201 110V109H200ZM200 110H198V111H200ZM211 110V109H210ZM210 110H209V112H210ZM84 111V110H83ZM86 111V110H85ZM93 111V112H94ZM98 111V110H97ZM109 111V110H108ZM117 111V110H116ZM121 111V110H120ZM129 111V110H128ZM131 111V110H130ZM134 111V110H133ZM176 111V110H175ZM187 111V110H186ZM194 111V110H193ZM212 111V110H211ZM101 112V111H100ZM104 112V111H103ZM106 112H107V110H106ZM197 114H200L201 113V111H200V113H198L197 111H195ZM208 112V113H209ZM218 112V111H217ZM223 112V111H222ZM221 112V115H223V113L225 112H223L222 113ZM230 112H233V111H230ZM86 113H88V112H86ZM98 113V112H97ZM108 113V112H107ZM114 113V112H113ZM125 113V112H124ZM123 113V114H124ZM131 113V112H130ZM129 113V114H130ZM137 113H138V111H137ZM196 113H194V114H196ZM91 114V113H90ZM104 114V113H103ZM122 114V113H121ZM120 114V115H121ZM122 114V115H123ZM128 114V115H129ZM132 114V113H131ZM176 114V113H175ZM192 114V115H191ZM196 114V115H197ZM201 114H205V113H201ZM211 114H213L212 112H211ZM219 114L220 113H218V115H217V118H219ZM225 114V113H224ZM56 115V114H55ZM89 115V114H88ZM92 115V114H91ZM107 115V114H106ZM116 115V114H115ZM119 115V114H118ZM119 115V116H120ZM125 115V114H124ZM127 115V116H128ZM203 115H201V116H203ZM220 115V116H221ZM93 116V115H92ZM100 115H99V113H98V117H99ZM113 116H114V114H113ZM126 116V115H125ZM189 116V117H188ZM200 116V115H199ZM199 116L197 115V117L199 118ZM205 116H206V118H207V114H205ZM209 116H212V119L214 118L213 117V115H208V117ZM215 116H216V113H215ZM224 116V115H223ZM243 116V115H242ZM91 117V116H90ZM102 117V116H101ZM106 117V116H105ZM108 117H109V114H108ZM112 117V116H111ZM115 117V116H114ZM116 117H118V116H116ZM176 117V116H175ZM194 117V116H193ZM196 117V118H197ZM204 117V116H203ZM235 117V116H234ZM240 117H241V115H240ZM93 118V117H92ZM95 118V117H94ZM104 118V117H103ZM113 118V117H112ZM120 118V117H119ZM118 118V119H119ZM128 117H126V119H127ZM133 118V117H132ZM137 118H138V116H137ZM197 118V119H198ZM205 118V119H206ZM210 118V117H209ZM209 118H208V120H209ZM216 118V117H215ZM246 118V117H245ZM101 119V118H100ZM108 119V118H107ZM111 118H109V120H110ZM115 119V118H114ZM136 119V118H135ZM134 119V120H135ZM140 119V118H139ZM201 119V118H200ZM199 119V121H200V123H201V120ZM203 119V118H202ZM237 119H239V117L237 118ZM244 118H240V120H243ZM97 119H95V120H93L94 122L96 121ZM105 120H106V118H105ZM121 120H123V119H121ZM121 120H119L120 122H121ZM129 120V119H128ZM173 120H175V119H173ZM218 120V119H217ZM216 120V122L214 121V123H216L215 124V126L217 125V126H222L223 127V129H225L226 130V127L227 128H230V130H231V132H232V136L233 137H239V132L240 131H238L239 129H241V126H240V128H238V130L237 129H235L236 128V123H235V121L233 120V119H230V118H228L227 117V115H226V117L225 118H221L220 120H218L217 121ZM245 120V119H244ZM243 120V122H245V123H247L246 121H244ZM138 121V120H137ZM191 121H193L196 125H190V123H191ZM99 122V121H98ZM104 122V121H103ZM119 122V123H120ZM128 121H126V123H127ZM135 122V121H134ZM167 122V121H166ZM169 122V121H168ZM178 122V121H177ZM192 122V123H193ZM196 122H198V121H196ZM207 122V121H206ZM209 122V121H208ZM210 122H212V120H211V118H210ZM109 123V122H108ZM116 123V122H115ZM123 123H124V121H123ZM131 123H132V120H131ZM140 122H138V124H139ZM200 123H199V125H200ZM263 123H264V121H263ZM100 125H101V122L99 123ZM104 124V123H103ZM118 124V123H117ZM117 124H114V126L115 125H117ZM133 124V123H132ZM143 124V123H142ZM165 124V123H164ZM208 124V123H207ZM248 124V123H247ZM80 125H82V126H80ZM86 125V124H85ZM97 125H98V123H97ZM136 125V128H137V126H139V125H137V124H135ZM99 126V125H98ZM124 126V125H123ZM146 126V125H145ZM164 126V125H163ZM209 126V125H208ZM208 126H206V127H208ZM216 126V127H217ZM262 126H264V125H262ZM85 128H90V125H86V126H84ZM102 127V126H101ZM100 127V128H101ZM105 127H108V126H105ZM116 127V126H115ZM125 127V126H124ZM126 127H128V125L126 126ZM144 127V126H143ZM210 127H212V125L210 126ZM209 127V128H210ZM216 127H214V131H215V128ZM222 127L220 128V129H222ZM238 127H239V125H238ZM67 128V127H66ZM85 128H84V130H85ZM110 128V127H109ZM108 128V129H109ZM117 128V127H116ZM135 128V127H134ZM146 128H148V127H146ZM213 128V127H212ZM210 129V131L211 130H213V129ZM219 128V127H218ZM83 129V128H82ZM93 129V128H92ZM102 129V128H101ZM105 129V128H104ZM111 129H112V127H111ZM110 129V130H111ZM114 129V128H113ZM118 129H120V128H118ZM217 129V128H216ZM64 130H66V129H64ZM86 130H90V129H86ZM85 130V131H86ZM121 130V129H120ZM123 130V129H122ZM128 130H130V129H128ZM127 130V131H128ZM132 130H133V127H132ZM135 130V129H134ZM228 130V129H227ZM230 130H228V131H230ZM245 129H243V130H241V131H243V132H245L244 131ZM248 130V129H247ZM81 131V130H80ZM126 131V132H127ZM217 131V133L219 132L218 130H216ZM90 132V131H89ZM88 132V133H89ZM96 132V131H95ZM104 132V131H103ZM107 132H108V130H107ZM122 132H125V131H122ZM130 132V131H129ZM223 133V131H220L219 133ZM225 132H227V131H225ZM224 132V133H225ZM230 132V133H231ZM243 132H241V133H243ZM250 132V131H249ZM18 133V132H17ZM16 133V134H17ZM80 133V132H79ZM82 133H83V131H82ZM87 133V134H88ZM91 133V132H90ZM112 133V132H111ZM113 133H115V132H113ZM112 133V134H113ZM121 133V132H120ZM209 133V132H208ZM212 133H216V132H212ZM212 133H210V135L212 134ZM218 133V134H219ZM223 133V135L225 136L226 134H224ZM246 133V132H245ZM50 134H52V135H50ZM77 134V133H76ZM84 134V133H83ZM94 134H97V133H94ZM105 134V133H104ZM106 134H108V133H106ZM119 134V133H118ZM124 134H126V133H124ZM207 134V133H206ZM263 134H264V132H263ZM13 135V134H12ZM19 135H18V137H19ZM93 135V134H92ZM100 135H102V134H100ZM109 135H111V134H109ZM108 135V136H109ZM115 135V134H114ZM202 136V137H198V136ZM215 135H217V134H214V136ZM220 135V134H219ZM240 135H242V134H240ZM15 136V135H14ZM17 136V135H16ZM16 136H15V139H16ZM44 136V135H43ZM80 136V135H79ZM85 136V135H84ZM88 136V135H87ZM113 136V135H112ZM117 136H119V135H117ZM213 136V135H212ZM211 136V137H212ZM221 136V135H220ZM230 136V135H229ZM243 136V135H242ZM11 137H13V136H11ZM76 137V136H75ZM94 137H95V135H94ZM100 137V136H99ZM99 137H97V138H99ZM110 137V136H109ZM108 137V138H109ZM211 137H209L211 140H212V138ZM223 137V136H222ZM221 137V138H222ZM14 138V137H13ZM65 138V137H64ZM67 138V137H66ZM77 138V137H76ZM75 138V141L77 140ZM90 138H92L91 136H90ZM101 139H102V137H100ZM107 138V137H106ZM105 138V139H106ZM112 138V137H111ZM126 138H127V141H126ZM130 138V139H129ZM200 138V139H199ZM227 138H232V137H228L227 136ZM235 138V139H236ZM240 138V137H239ZM242 138V137H241ZM244 139H245V135H244V137H243ZM242 138V139H243ZM255 138V137H254ZM79 139V138H78ZM84 139V138H83ZM120 139H121V137H120ZM128 139H129V141L130 142H128ZM205 139V138H204ZM214 139V138H213ZM234 139V138H233ZM243 139V140H244ZM9 140V139H8ZM8 140H7V142H8ZM65 140V139H64ZM70 140H68V141H70ZM98 140V139H97ZM96 140V141H97ZM111 140V139H110ZM112 140H114V139H112ZM206 140V139H205ZM228 140V139H227ZM256 139H253V141H255ZM262 140H263V137H262ZM21 141V142H20ZM72 141H74V140H72ZM84 141V140H83ZM90 141V140H89ZM104 141V140H103ZM207 141H209V139H207ZM222 141V140H221ZM232 141V140H231ZM230 141V142H231ZM237 141H239V140H237L236 139V142ZM252 141V142H253ZM4 142V141H3ZM40 142H41V140H40ZM79 142V141H78ZM80 142H82V141H80ZM80 142H79V144H80ZM99 142V141H98ZM98 142H96V143H98ZM112 142H114V141H112ZM119 142L117 143V144H119ZM198 142V141H197ZM197 142H195L196 144L195 145H197ZM202 142V141H201ZM201 142H198L199 144L201 143ZM218 142V141H217ZM224 143H226V142H228V141H226L225 142V140L223 141ZM222 142V143H223ZM229 142V143H230ZM240 142V141H239ZM242 142H244V141H242ZM242 142H241V144L240 145H242ZM248 142V141H247ZM252 142H250V143H252ZM256 142H258L259 143V141H257L256 140ZM255 142V144L257 145V143ZM5 143H6V140H5ZM10 143V142H9ZM63 143H66V142H63ZM75 144H76V142H74ZM92 143V142H91ZM95 143V144H96ZM108 144H109V142H107ZM111 143V142H110ZM116 143V142H115ZM131 143H133L132 145H131ZM219 143V142H218ZM231 143H234L233 141L231 142ZM254 143V142H253ZM261 143V142H260ZM1 144H3V143H1ZM70 144H71V141H70ZM70 144H69V146H70ZM73 144V143H72ZM83 144V143H82ZM85 144V143H84ZM89 144V143H88ZM102 144V143H101ZM108 144H106V145H108ZM121 144V145H122ZM255 144L253 145V146H255ZM5 145V144H4ZM6 145H7V143H6ZM6 145H5V147H6ZM39 145V144H38ZM66 145H67V143H66ZM98 145V144H97ZM96 145V146H97ZM113 145V144H112ZM112 145H111V147H112ZM208 145V144H207ZM229 145V144H228ZM234 145V144H233ZM258 145H260V144H258ZM263 145V144H262ZM8 146H10V145H8ZM73 146H76V145H73ZM77 146H79L78 144H77ZM87 146V145H86ZM89 146V145H88ZM95 146V147H96ZM101 146V145H100ZM105 146V144H103V147ZM109 146V145H108ZM119 146V145H118ZM210 146V145H209ZM223 146H225V145H223ZM227 146V145H226ZM234 146H238L237 145V143H235V145ZM234 146H232V148H234ZM250 146H252V144L250 145ZM251 147V149L253 148L254 149V147ZM264 146V145H263ZM4 147V146H3ZM3 147H2V149H3ZM12 147H10L11 149H12ZM20 147V146H19ZM44 147V146H43ZM44 147V149H46ZM58 147V146H57ZM64 147V146H63ZM67 147V146H66ZM84 147V146H83ZM93 147V146H92ZM201 147V146H200ZM206 147V146H205ZM205 147L203 148V149H205ZM221 147V146H220ZM259 148H260V146H258ZM262 147V146H261ZM21 148H23V147H21ZM21 148H19V149H21ZM26 148V147H25ZM28 148H27V150L25 149V151H27L28 152ZM34 148V149H33ZM39 148H40V146H39ZM69 148H71V147H69ZM74 148V147H73ZM72 148V149H73ZM79 148H82V147H79ZM90 148V147H89ZM99 145H98V148H95V150L96 149H98L99 150ZM207 148V147H206ZM216 148V147H215ZM228 148H229V146H228ZM231 148V147H230ZM250 148V147H249ZM1 149V148H0ZM5 150H9V148H4ZM10 149V150H11ZM13 149V152L12 153H14L13 155L15 156V153H17V151L19 150H16V152H15V150ZM24 149V148H23ZM22 149V150H23ZM52 149H53V147H52ZM55 149H56V146H55ZM84 149V148H83ZM87 149V148H86ZM101 149V148H100ZM104 149V148H103ZM110 149V148H109ZM199 149V148H198ZM253 149L251 150V151H253ZM258 149V148H257ZM261 149H264L263 147L261 148ZM7 150V151H8ZM50 150V149H49ZM48 149L47 150H44L45 152L47 151H49ZM75 150L77 151L78 149H74V152H75ZM85 150V149H84ZM88 150V149H87ZM91 150V149H90ZM94 150V149H93ZM106 150H105V152H106ZM209 149H207V151H208ZM254 150H256V149H254ZM259 150V149H258ZM257 150V151H258ZM4 151V150H3ZM12 151V150H11ZM20 151V150H19ZM30 151V150H29ZM53 151V150H52ZM52 151H50L51 153H52ZM79 151V150H78ZM102 151V150H101ZM104 151V150H103ZM119 151V150H118ZM141 151V152H140ZM203 151V150H202ZM210 151V150H209ZM209 151H208V153H209ZM219 151V150H218ZM256 151V152H257ZM262 151V150H261ZM261 151L259 152V153H261ZM1 152V151H0ZM21 152V151H20ZM23 152V151H22ZM21 152V153H22ZM56 152H59V150L58 151H55V153ZM70 152V151H69ZM105 152H103V153H105ZM115 152V151H114ZM198 152H200V150L198 151ZM206 152V151H205ZM226 152V151H225ZM256 152H253V153H256ZM12 153H10V152H8V155H11ZM19 153V152H18ZM26 153V152H25ZM25 153H22V155L24 156V155H26L27 156V154H25ZM34 153H33V155H34ZM37 153V152H36ZM54 153V154H55ZM71 153H73L72 152V150H71ZM82 153V152H81ZM117 153H119V152H117ZM120 153H121V151H120ZM7 154V153H6ZM28 154H30V153H28ZM48 154V153H47ZM58 154V153H57ZM62 154V152L60 153V155ZM67 153H66V151H65V154L64 155H66ZM73 154H75V153H73ZM78 154V153H77ZM97 154V153H96ZM101 154H102V152H101ZM100 154V155H101ZM109 154V153H108ZM122 154V153H121ZM198 154V153H197ZM202 154V153H201ZM257 154V153H256ZM255 154V155H256ZM5 155V154H4ZM17 155V154H16ZM41 155H43V154H41ZM50 155V154H49ZM63 155V154H62ZM59 156V157H64L65 158V156ZM76 155V154H75ZM75 155H73V156H75ZM78 155H80V154H78ZM83 155V154H82ZM200 155V154H199ZM263 155H264V151H263ZM263 155H261V157L263 156ZM1 156V155H0ZM57 156V155H56ZM67 156V155H66ZM95 156H97V155H95ZM103 156V155H102ZM106 156H107V154H106ZM181 156H183V157H181ZM258 156V155H257ZM2 158H3V153H2V156H1ZM6 157H8L9 158V156H6ZM28 157V156H27ZM34 157V156H33ZM40 157V156H39ZM42 157V156H41ZM77 157V156H76ZM84 157V156H83ZM88 157V156H87ZM138 158V157H140V158H142V162L141 161H138V159L137 160H135V158ZM256 157V156H255ZM260 157V156H259ZM2 158L0 159V163L2 162L3 163V160H2ZM20 158V157H19ZM24 158H25V156H24ZM23 158V159H24ZM36 158V157H35ZM42 158H44V157H42ZM47 158H49V157H47ZM54 158V157H53ZM71 158V157H70ZM72 158H75V157H72ZM82 158V157H81ZM85 159H86V154H85V157H84ZM93 158H95V157H93ZM93 158H92V160H93ZM106 158V157H105ZM108 158V157H107ZM211 158V157H210ZM4 159V158H3ZM29 159V158H28ZM51 159V158H50ZM59 159V158H58ZM63 159V158H62ZM61 159V160H62ZM66 159H68V156H67V158ZM76 159H78V157L76 158ZM91 159V158H90ZM97 159V158H96ZM109 159V158H108ZM112 159H110V160H112ZM258 159V158H257ZM261 159V161H262V158H260ZM260 159H258L259 161H260ZM2 160V161H1ZM5 160V159H4ZM12 160V159H11ZM17 160H19V159H17ZM16 160V161H17ZM20 160H22L21 158H20ZM42 160V159H41ZM47 160H49V159H46V161ZM61 160H60V162H61ZM69 160V159H68ZM80 160H82V159H80ZM107 160V159H106ZM8 161V160H7ZM9 161H10V159H9ZM13 161H15V159L13 160ZM25 161V160H24ZM28 161V160H27ZM45 160H43V161H41V163L40 164H42V162H44ZM50 161V160H49ZM49 161H47L50 165H51V163L49 162ZM53 161L56 163L57 162V160L55 161L54 159H53ZM64 161H65V159H64ZM70 161H71V159H70ZM85 161H87V160H85ZM96 161V160H95ZM216 161V160H215ZM260 161V162H261ZM263 161H264V158H263ZM46 162V163H47ZM60 162H57V165H59L60 166V164H58V163H60ZM66 162V161H65ZM75 163V165H76V161H72L71 162V164L72 163ZM80 162V161H79ZM98 162H100L101 163V161H98ZM103 162V161H102ZM106 162V161H105ZM113 162V161H112ZM1 163V164H2ZM5 163V162H4ZM14 164L12 165L13 166V169L14 168H16L17 167V163L15 164V162H13ZM45 163V162H44ZM44 163H43V165H44ZM62 163V162H61ZM74 163H73V166H71V167H73L74 168V170H76L77 171V169H75L76 168V166L74 165ZM82 163V162H81ZM84 163H86V162H84ZM90 163H92V162H90ZM108 163V162H107ZM106 163V164H107ZM111 163V161H109V163L108 164H110ZM259 163V162H258ZM258 163H257V165H258ZM263 163V162H262ZM262 163H261V165H262ZM24 164H25V162H24ZM29 164V163H28ZM39 164V165H40ZM70 164V163H69ZM99 164V163H98ZM103 164V163H102ZM108 164H107V166H108ZM260 164V163H259ZM264 164V163H263ZM4 165V164H3ZM8 165V164H7ZM23 164L21 163V166H22ZM64 165L65 166H69V165H66L65 163H64ZM79 164H77V166H78ZM82 165V164H81ZM84 165H86V164H84ZM83 165V166H84ZM2 166V165H1ZM35 166V165H34ZM40 166H42V165H40ZM45 166V165H44ZM44 166H42L41 168H43ZM47 166H49V165H47ZM46 166V167H47ZM52 167H53V163H52V165H51ZM58 166V167H59ZM89 166V164L87 165V167ZM92 166H96L95 164L94 165H92ZM102 166V165H101ZM20 167V166H19ZM25 167H26V165H24V169H25ZM37 167V166H36ZM45 167V168H46ZM50 167V166H49ZM58 167H56V165H55V168L58 170ZM71 167L69 168V167H66V169H69L68 171H70V169H71ZM81 167V166H80ZM86 167V166H85ZM104 167V166H103ZM148 167H150V166H148ZM261 167V166H260ZM9 168V167H8ZM22 169H23V166L21 167ZM28 168V167H27ZM63 168V163H62V167L61 168H59L60 169V171H62L61 169ZM78 168V167H77ZM2 169V168H1ZM13 169H11V170H13ZM16 169H18V167L16 168ZM16 169H14V173H15V170ZM23 169V170H24ZM32 168H30V170H31ZM47 169V168H46ZM65 169V168H64ZM63 169V171L65 172V170ZM79 169V168H78ZM95 169V168H94ZM98 169H99V167H98ZM144 169H145V167H144ZM261 169H264L263 167H261ZM9 170V169H8ZM26 170V169H25ZM29 170V169H28ZM55 170V169H54ZM73 170V171H74ZM99 170H101V169H99ZM18 171V170H17ZM19 171H21V170H19ZM44 171V170H43ZM59 171V170H58ZM57 171V172H58ZM62 171V172H63ZM71 171H72V169H71ZM83 171V172H82ZM81 171V173H82V175L83 174H85L86 175V184L88 183L87 182V180H89V182L91 181L92 183H93V181H94V173H96L93 169H90V168H86V169H83ZM102 171V170H101ZM104 171V170H103ZM258 171V170H257ZM1 172V171H0ZM22 172V171H21ZM42 172V171H41ZM45 172H46V170H45ZM56 172V171H55ZM62 172H58V173H56L57 175H61V173ZM217 172H218V170H217ZM3 173V172H2ZM2 173H1V176H2ZM23 173V172H22ZM25 173H27V174H29L28 173V171L27 172H25ZM34 173V172H33ZM37 173V172H36ZM43 173V172H42ZM51 173V175L53 174V172H50ZM49 173V174H50ZM72 173H74L75 175L78 173H75V172H71V173H69V174H72ZM103 173H105V172H103ZM103 173H101V174H103ZM220 173V172H219ZM224 173V172H223ZM255 173V172H254ZM264 173V172H263ZM3 174H5V173H3ZM8 174H10V173H7V175ZM18 174H20L19 172H18ZM31 174H32V171H31ZM46 174V173H45ZM47 174H48V172H47ZM48 174V175H49ZM64 174H66V173H64ZM63 173H62V175H64ZM67 174H68V172H67ZM66 174V175H67ZM68 174V175H69ZM73 174V175H74ZM78 174H80V173H78ZM100 174V175H101ZM222 174V173H221ZM252 174V173H251ZM256 174H259V173H256ZM262 174V173H261ZM11 175V174H10ZM16 175V174H15ZM21 176H22V174H20ZM26 175V174H25ZM33 175H35V174H32V176ZM74 175V176H75ZM80 176L81 177V179H83L84 177L83 176ZM97 175H99V174H95V176H96V178L98 177ZM103 175H105V176H109L110 175V177L108 178H106L105 179V177L102 179V180H100V181H98V183H96L97 185H100L99 183L101 182V181H103L104 182V179H105V183H103V182H101L102 183V192L104 191H106V192H109V194H110V192L112 193L111 195H109L108 193H106L107 195H109V196H107L106 194H103L102 196H98V194L96 195V196H98L97 197V200H98V202L100 203V205H101V203L102 202H104L105 203V200L106 199H109L110 198V200L108 201V203L106 204V208H112V210L115 212V213H119L120 215H121V217H122V219L125 221V222H127V223H130L131 221L133 222V220H136V219H134V218H138V216L141 214V211L139 210V212L137 213V210H136V215H135V217H131L130 215L132 214V212H134V208L133 207H136V206H133L132 207V204H131V202H129L130 200H128L129 198H130V196H129V198L128 197H126V194L127 193H129L128 191H129V188L128 187H119L118 186V182H116L114 179H113V177H112V174H111V172H106L105 174H103ZM141 175V174H140ZM223 175V174H222ZM227 175V174H226ZM245 175V174H244ZM264 175V174H263ZM9 176V175H8ZM13 176V175H12ZM52 176H55L56 177V175H52ZM58 176V177H59ZM65 176V175H64ZM93 176V177H92ZM228 176H229V178L230 179H232V180H237V176H240V175H237L235 172L234 173H232V172H229L228 173ZM227 176V177H228ZM256 177H258L257 175H255ZM2 177H4V176H2ZM16 177V176H15ZM23 177V176H22ZM21 177V178H22ZM49 177H50V175H49ZM54 177V178H55ZM66 177V176H65ZM70 178H74V177H71V176H69ZM79 177V176H78ZM91 177H92V179H91ZM163 177H161V178H163ZM166 177L164 178V179H166ZM260 177V176H259ZM258 177V178H259ZM262 177V176H261ZM9 178H10V176H9ZM18 178H20V176L18 177ZM36 178H38V177H36ZM52 178V177H51ZM51 178H48V179H51ZM64 178V177H63ZM69 178V179H70ZM101 178V177H100ZM137 177H135L133 180H130L129 182V184H134V183H136L137 185L139 184L140 186H142L140 189H139V192L141 193L140 194V197L139 198H141V200H142V202H141V204H143L142 206H143V210L142 211H145V212H147V214H151V215H153L154 213V206H153V204H152V202L150 201V200H148V199H146V197H145V195H147V194H150L151 193V188H153V187H155V186H153V187H146L145 186V184H143V182L140 180V178L139 179H136ZM264 178V177H263ZM4 179V178H3ZM29 179H30V177H29ZM33 179H35V178H33ZM32 179V180H33ZM48 179H46V181H48ZM53 179V178H52ZM58 179H61V177H59ZM75 179V178H74ZM97 179H99V178H97ZM96 179V180H97ZM254 179V178H253ZM261 180H262V178H260ZM259 179V180H260ZM0 207H3L4 208V212L7 214L8 213V215H7V218L9 219V221L7 222H4V220H1L0 219V225L2 224V225H4L5 223L9 226V229H13V230H15V229H17V231H19L21 234H23V233H25V232H30V235H31V233H35V232H37V233H39V235H42V236H44L43 234L46 232V231H48V226H49V224L51 223V221H52V219H53V221H54V216L51 214V211L55 208V206H56V204H55V206H49V207H47L48 208V210H47V208L45 209V212L47 213V214H45L46 216L45 217H43V219H41V218H38L37 217V215L35 216V215H33V214H30V212H29V210H28V208L27 207H24L23 205V207L22 206H20L19 204V200H17V199H21V197H19V198H17L16 199V197L13 195V193H10L9 192V188H8V185L9 184H6L7 182H5V180H6V178L3 180L4 182H2V179H1V177H0ZM16 180V179H15ZM21 179H19V181H20ZM25 180V179H24ZM36 180V179H35ZM43 180V179H42ZM55 180V179H54ZM57 180V179H56ZM55 180V181H56ZM73 180V179H72ZM77 180H78V178H77ZM84 180H85V178H84ZM83 180V181H84ZM156 180V179H155ZM170 180V179H169ZM257 180V179H256ZM258 180V181H259ZM37 182H38V180H36ZM41 181V180H40ZM50 181V180H49ZM48 181V182H49ZM53 181V180H52ZM54 181V184H56V182ZM63 181V180H62ZM67 181V180H66ZM70 181V180H69ZM75 181V180H74ZM160 180H158L157 181V184L158 185H156L157 187L159 186V182ZM167 181H168V179H167ZM11 182V181H10ZM18 182V181H17ZM57 182H59V181H57ZM68 182V181H67ZM78 182V181H77ZM122 182V181H121ZM156 182V181H155ZM165 182V181H164ZM170 182V181H169ZM220 182V181H219ZM257 182V181H256ZM25 183V182H24ZM29 183H31V182H29ZM46 183V182H45ZM69 183V182H68ZM70 183H73L72 181L70 182ZM69 183V184H70ZM75 183V182H74ZM79 183V182H78ZM85 183V182H84ZM162 183V182H161ZM226 183V182H225ZM258 183V182H257ZM17 184V183H16ZM18 184H20V182L18 183ZM35 184V183H34ZM37 184V183H36ZM47 184V183H46ZM49 184V183H48ZM68 184V185H69ZM80 184L82 185V183H81V180H80ZM79 184V185H80ZM89 184V183H88ZM87 184V185H88ZM95 184V183H94ZM93 184V185H94ZM123 184V183H122ZM168 184V183H167ZM11 185V184H10ZM21 185V188H22V184H20ZM30 185V184H29ZM41 185H42V182H41ZM45 185V184H44ZM50 185H52L51 183H50ZM62 184H58V186L57 187H59V186H61ZM72 185V184H71ZM79 185H77V186H75V184H74V187H77V189H78V186ZM80 185V186H81ZM85 185V184H84ZM86 185V186H87ZM93 185H90L89 184V186H91V187H94ZM96 185V186H97ZM124 185V184H123ZM12 186V185H11ZM18 186V185H17ZM16 186V187H17ZM37 186V188H38V185H36ZM49 185H47L46 187H48ZM53 186V185H52ZM56 185H54L53 187H55ZM79 186V187H80ZM85 186V187H86ZM95 186V187H96ZM100 186H97L98 188L100 187ZM10 187V186H9ZM13 187H14V184H13ZM28 187V186H27ZM32 188H33V186H31ZM30 187V188H31ZM44 187V186H43ZM50 187V186H49ZM67 188H68V186H66ZM84 187V186H83ZM137 187V186H136ZM220 187V186H219ZM19 188H20V186H19ZM30 188H28L27 190H29ZM32 188L30 189L31 191H32ZM36 188V187H35ZM34 188V189H35ZM36 188V189H37ZM52 188V187H51ZM62 188V187H61ZM65 188V185H64V187H63V189ZM81 188V187H80ZM89 188V191L91 190L90 189V187H88ZM98 188H96L97 190H98ZM160 189H161V184H160V187H159ZM40 189H42L41 187H40ZM54 188H52V189H50V191L51 190H53ZM59 189V188H58ZM68 189H70V187L68 188ZM75 188H73V190H74ZM86 189H87V187H86ZM101 189V188H100ZM136 189V188H135ZM155 189V188H154ZM219 189V188H218ZM239 191H241L242 192V194H243V190L245 189L241 184H239L238 185V188H237ZM236 189V190H237ZM248 189V188H247ZM14 190H15V188H14ZM37 190H39V189H37ZM82 190V189H81ZM85 189H83V191H84ZM92 190H94L95 191V189H92ZM92 190H91V192H92ZM137 190V189H136ZM16 191V190H15ZM14 191V192H15ZM21 191V190H20ZM56 191H58V190H56ZM66 191H69V190H67L66 189ZM71 191V190H70ZM80 191V189H78V192ZM88 190H87V192L88 193H90ZM93 191V192H94ZM155 191V190H154ZM162 191V190H161ZM246 191H248V190H246ZM17 192H19V191H17ZM39 192V191H38ZM40 192H42V191H40ZM47 192V191H46ZM45 192V193H46ZM52 192V191H51ZM65 192V191H64ZM74 192H76V191H73V195H74ZM82 192V191H81ZM84 192H86V190L84 191ZM92 192V193H93ZM96 192V191H95ZM94 192V193H95ZM159 192V191H158ZM219 192V191H218ZM26 193V192H25ZM43 193V192H42ZM44 193V194H45ZM50 193V192H49ZM55 194V190H54V192H52L51 194ZM59 193V192H58ZM155 193V192H154ZM160 194H161V192H159ZM240 193V192H239ZM247 193V192H246ZM254 193V192H253ZM69 195H70V193H68ZM79 194H81V193H79ZM82 194H84V193H82ZM81 194V195H82ZM100 194V193H99ZM38 195L39 194H37V198H38ZM56 195V194H55ZM63 195V194H62ZM78 195V194H77ZM85 195V194H84ZM84 195H82V197L81 198H83V197H85ZM88 195V194H87ZM90 195H91V193H90ZM93 195V194H92ZM91 195V196H92ZM131 195V194H130ZM159 195V194H158ZM244 195V194H243ZM31 196H34V193H33V195H31ZM43 197H44V195H42ZM51 196H53V195H51ZM57 196V195H56ZM59 196V195H58ZM74 196H76V194L74 195ZM78 196H80V195H78ZM128 196V195H127ZM136 196H138V195H136ZM156 196V195H155ZM167 197H169L168 195H166ZM219 196V195H218ZM237 196V195H236ZM47 197H49L50 198V196H47ZM46 197V198H47ZM54 197V200H55V196H53ZM53 197H52V199H53ZM73 197V196H72ZM87 197V196H86ZM88 197H89V195H88ZM87 197V198H88ZM157 197V196H156ZM159 197V196H158ZM24 198H26L25 196H24ZM34 198V197H33ZM37 198L35 199V200H37ZM45 198V199H46ZM49 198H47V199H49ZM57 198L58 197H56V200H57ZM62 198V197H61ZM61 198H60V200H61ZM70 198H71V196H70ZM78 198V197H77ZM86 198V199H87ZM128 198V199H127ZM149 198V197H148ZM41 199V198H40ZM44 199V200H45ZM59 199V198H58ZM74 199H75V201H76V197H74ZM73 199V200H74ZM84 199V198H83ZM86 199L84 200L85 202H86ZM89 199H90V197H89ZM91 199L93 200V198L91 197ZM90 199V200H91ZM95 199H96V197H95ZM94 199V200H95ZM169 199H170V197H169ZM44 200H42V202H40V203H44ZM80 200H82V199H80ZM88 200V199H87ZM93 200V201H94ZM140 200V201H141ZM22 201V200H21ZM20 201V202H21ZM29 201V200H28ZM33 201V200H32ZM39 200H37L36 202H38ZM45 201H47V200H45ZM48 201H50V200H48ZM59 201V200H58ZM83 201V200H82ZM83 201V202H84ZM92 201V202H93ZM137 201V200H136ZM168 201H170V200H168ZM173 201V202H174ZM24 200H23V204H24ZM54 202V201H53ZM66 202V201H65ZM77 202H78V200H77ZM89 202H91V201H89ZM27 203H29V202H27ZM35 203V202H34ZM46 203V202H45ZM48 203V202H47ZM50 203V202H49ZM59 203V202H58ZM62 203H64V201H62ZM61 203V204H62ZM73 203V202H72ZM80 203V202H79ZM97 203V202H96ZM171 203V202H170ZM54 204V203H53ZM61 204H60V209H61ZM66 204V203H65ZM65 204H62V205H64V208H67L66 206H67V204H66V206H65ZM83 204V203H82ZM86 204V203H85ZM94 204V203H93ZM141 204H139V206L141 205ZM38 205V204H37ZM46 206L48 205V204H45ZM80 205V204H79ZM103 205V204H102ZM26 206V205H25ZM40 206H41V204H40ZM43 206V208H44V204L42 205ZM168 206V205H167ZM34 207V206H33ZM96 207V205L94 204V205H86V206H84V207H82V209H81V207H80V209L82 210L81 212H82V218L84 217V219L86 218L85 216L88 214V213H90L91 211L92 212H94V208ZM99 207V206H98ZM102 207V206H101ZM27 208V209H26ZM40 208V207H39ZM57 208V207H56ZM64 208H63V210H64ZM71 208V207H70ZM41 209V208H40ZM58 209V208H57ZM59 209V210H60ZM72 209V208H71ZM76 209V208H75ZM74 209V210H75ZM105 209V208H104ZM3 210V209H2ZM67 210H69L68 208H67ZM64 211V213L65 212H68V211ZM79 210V208H77L76 209V212H79L78 211ZM102 210V209H101ZM108 210V209H107ZM33 211V210H32ZM36 211H37V208H36ZM62 211V210H61ZM70 211V210H69ZM111 211V210H110ZM112 211V212H113ZM0 212H2V211H0ZM38 212V211H37ZM53 212V211H52ZM60 212V211H59ZM59 212H57V213H59ZM100 212H102V211H100ZM100 212H97V214L99 213V215H101V213ZM109 212V211H108ZM144 212V213H145ZM11 213V214H10ZM72 213V212H71ZM107 213V212H106ZM131 213V214H130ZM143 213V212H142ZM180 213V212H179ZM182 213V212H181ZM4 214V213H3ZM2 214V215H3ZM38 214H39V212H38ZM67 214H69V213H67ZM74 214V213H73ZM73 214H71V215H73ZM76 214V213H75ZM81 214V213H80ZM147 214H146V216H147ZM54 215H56V214H54ZM66 215V214H65ZM71 215H68V216H70V217H73V216H71ZM77 215V214H76ZM102 215H103V213H102ZM1 216V215H0ZM88 216V215H87ZM95 216H96V214H95ZM98 216V215H97ZM173 216V215H172ZM2 217V216H1ZM61 217V216H60ZM74 217H75V215H74ZM81 217V216H80ZM100 217V216H99ZM103 217V216H102ZM149 217V216H148ZM202 217V216H201ZM28 218L31 220V221H29V224H26V221L28 220ZM59 217H57V219H58ZM101 218V217H100ZM104 218V217H103ZM27 219V220H26ZM56 219V218H55ZM60 219V218H59ZM73 219V218H72ZM78 219H79V216H78ZM153 219V218H152ZM26 220V221H25ZM76 220V219H75ZM82 220V219H81ZM99 220V219H98ZM55 221H57V220H55ZM65 221V220H64ZM68 221V220H67ZM71 221H73V220H69V222H67V223H70ZM80 221V220H79ZM86 221H88V219L86 220ZM3 222H4V224H3ZM28 222V221H27ZM62 222V221H61ZM60 222V223H61ZM135 222V221H134ZM66 223V222H65ZM73 223V222H72ZM79 223V222H78ZM77 223V224H78ZM82 223V222H81ZM5 224V226H3L4 228H3V230L5 229L6 230V228L5 227H7L8 228V226ZM54 224V223H53ZM52 224V225H53ZM56 224V223H55ZM59 223H58V221H57V225H58ZM63 224H64V222H63ZM75 224V223H74ZM73 224V225H74ZM2 225H1V227L0 228H2ZM61 225V224H60ZM69 225V224H68ZM95 225V224H94ZM65 226V225H64ZM70 226H71V224H70ZM78 226H80V225H78ZM150 226V225H149ZM51 227V226H50ZM53 228H54V226H52ZM57 228V227H56ZM78 228V227H77ZM82 228V227H81ZM84 229V228H83ZM83 229H82V231H83ZM86 229V228H85ZM84 229V230H85ZM8 230V229H7ZM5 231V235L4 236H6L7 237V232L8 231ZM12 230V231H13ZM122 230V229H121ZM10 231V230H9ZM11 231V233H13ZM16 231V230H15ZM53 231V230H52ZM87 231V230H86ZM1 232V231H0ZM138 232V231H137ZM140 232V231H139ZM138 232V233H139ZM142 232V231H141ZM9 233V232H8ZM10 233V234H11ZM15 233V232H14ZM18 233V232H17ZM19 233V234H20ZM50 233V232H49ZM52 233V232H51ZM85 233V232H84ZM87 233V232H86ZM120 233V232H119ZM158 233V232H157ZM10 234H8V237H9V235ZM16 234V233H15ZM109 234V233H108ZM126 234V233H125ZM134 234V233H133ZM133 234H131V232H130V235L132 236ZM171 234V233H170ZM1 235H2V233H1ZM0 235V236H1ZM24 235V234H23ZM29 235V234H28ZM46 235V234H45ZM49 235V234H48ZM57 235V234H56ZM85 235V234H84ZM139 235V234H138ZM141 235V234H140ZM162 235V234H161ZM169 235V234H168ZM174 234L172 233V236H173ZM4 236H3V238H4ZM15 236H17V235H15ZM14 235H13V237H15ZM34 237H35V235H33ZM38 236V235H37ZM42 236H40V237H42ZM52 236V235H51ZM87 236V235H86ZM118 236V235H117ZM125 236V235H124ZM123 236V237H124ZM127 237H128V234L126 235ZM125 236V237H126ZM130 236V237H131ZM137 236V235H136ZM170 236V235H169ZM179 236V235H178ZM2 237V236H1ZM5 237V238H6ZM30 237V236H29ZM125 237L123 238V239H125ZM141 237V236H140ZM139 237V238H140ZM11 238V237H10ZM45 238H47V237H45ZM83 238V237H82ZM101 238V237H100ZM119 238H121V237H119ZM134 239V240H132V241H126V242H111L112 244H101V246H97L96 244V247H95V245L93 246V248H91V247H89L90 249H93V257H91V260H90V262H98L99 260H101L100 262H98L97 264H100L101 262H102V264L103 263H106V264H121V262L120 261H123V259H124V257L126 258V257H128V260H127V258H126V263L125 264H157V262L159 261H161L162 259H164V261H165V263H166V257H169L170 255H172V253H173V251L175 252V248H176V246L178 245L177 243H175V242H178L177 240H168L167 241V239H165V237H161V236H155V234H154V236L153 237H151L150 238V240H148L149 239V237H146V238H148V239H146L145 238V240H142V239ZM7 239V238H6ZM35 239V238H34ZM41 239V238H40ZM57 239V238H56ZM116 239H118L117 237H116ZM115 239V240H116ZM122 239V240H123ZM128 239V238H127ZM144 239V238H143ZM25 240V239H24ZM114 240V239H113ZM119 240V239H118ZM131 240V239H130ZM184 240H186V239H184ZM212 240V239H211ZM6 241V240H5ZM55 241V240H54ZM98 241V240H97ZM26 242V241H25ZM38 242V241H37ZM41 242V241H40ZM98 242H101V241H98ZM104 242H106V240L104 241ZM103 242V243H104ZM9 243V242H8ZM93 243V242H92ZM91 243V244H92ZM94 243H95V240H94ZM97 243V242H96ZM180 243V242H179ZM33 244V243H32ZM40 244V243H39ZM43 244V243H42ZM177 244V245H176ZM181 244H186V242H183V243H181ZM181 244H179V245H181ZM178 245V246H179ZM197 245V244H196ZM31 246V245H30ZM198 246V245H197ZM14 247V246H13ZM45 247V246H44ZM184 247H187V246H184ZM12 248V247H11ZM34 248V247H33ZM88 248V247H87ZM87 248H85V249H87ZM179 248V247H178ZM182 248V247H181ZM196 247H194V250H196L197 252H199L198 251V248H196ZM85 249H83L84 251H85ZM2 250V249H1ZM80 250V249H79ZM78 250V251H79ZM182 250V249H181ZM181 250H180V252H181ZM184 250H186L185 248H184ZM183 250V251H184ZM77 251V253H79ZM80 251H82V250H80ZM87 251V250H86ZM86 251H85V253H86ZM91 251V250H90ZM38 252V251H37ZM213 252V251H212ZM84 253V252H83ZM176 253H178L177 252V250H176ZM175 253V254H176ZM181 253H186V252H181ZM194 253H196V252H194ZM200 253V252H199ZM6 254V253H5ZM69 254V253H68ZM80 254V253H79ZM45 255V254H44ZM43 255V256H44ZM61 256H62V254H60ZM64 255V254H63ZM70 255V254H69ZM72 255V254H71ZM82 255V254H81ZM173 255H174V253H173ZM179 255V254H178ZM181 255V254H180ZM180 255H179V257H180ZM196 255H197V253H196ZM195 255V256H196ZM38 256H40V255H38ZM55 256V255H54ZM68 256V255H67ZM174 256H176V255H174ZM174 256H173V258H174ZM183 256H186V254H183ZM33 257V256H32ZM47 257H49V256H47ZM171 257V256H170ZM169 257V258H170ZM178 257V256H177ZM177 257H175V258H177ZM178 257V258H179ZM182 257V256H181ZM191 257V256H190ZM31 258V257H30ZM36 258V257H35ZM39 259H41L40 257H38ZM44 258H45V256H44ZM177 258V259H178ZM184 258H186V257H183V260H186V259H184ZM194 258V257H193ZM196 258V257H195ZM216 258V257H215ZM21 259V258H20ZM25 259V258H24ZM28 259H29V257H28ZM38 259V260H39ZM46 259V258H45ZM177 259H171V260H174V261H176ZM181 259V258H180ZM190 259V258H189ZM188 259V260H189ZM217 259V258H216ZM15 260L16 259H14V262H15ZM19 260V259H18ZM22 260V259H21ZM35 260V259H34ZM37 260V259H36ZM125 260V259H124ZM167 260H169V259H167ZM183 260H181L180 262H182ZM194 260V259H193ZM11 261V260H10ZM9 261V262H10ZM23 261V260H22ZM26 261H27V259H26ZM30 261V260H29ZM43 261V260H42ZM46 261H47V259H46ZM173 261V262H174ZM4 262V261H3ZM18 262V261H17ZM33 262V261H32ZM45 262V261H44ZM57 262V261H56ZM119 262V263H118ZM162 262H163V260H162ZM190 262V261H189ZM191 262H193L192 261V259H191ZM216 262V261H215ZM11 263V262H10ZM9 263V264H10ZM27 263H29L30 264V262H27ZM45 263H47V262H45ZM44 263V264H45ZM82 263V262H81ZM164 263V264H165ZM168 263V262H167ZM221 263V262H220ZM34 264H35V262H34ZM37 264V263H36ZM39 264V263H38ZM55 264V263H54ZM72 264H77V262L76 263H73L72 262ZM86 264H89V262H87ZM91 264H93V263H91ZM96 264V263H95ZM122 264H123V262H122ZM158 264H161V263H158ZM170 264H173V263H170ZM177 264V263H176ZM181 264H186V263H181Z\"/></svg>","mask_w":264,"mask_h":264}]
</instances>
